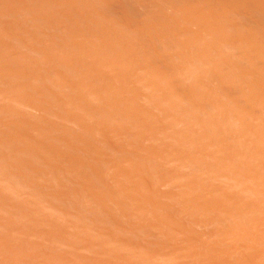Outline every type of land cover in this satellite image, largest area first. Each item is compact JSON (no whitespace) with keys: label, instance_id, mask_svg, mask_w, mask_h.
Returning a JSON list of instances; mask_svg holds the SVG:
<instances>
[{"label":"rangeland","instance_id":"rangeland-1","mask_svg":"<svg viewBox=\"0 0 264 264\" xmlns=\"http://www.w3.org/2000/svg\"><path fill=\"white\" fill-rule=\"evenodd\" d=\"M132 1H134V2H132ZM169 1L170 0H164L163 2H162V0H113V1L112 0H0V72H1L0 73V111H1L0 112V264H115V263L116 264H136V263L138 264V262H139V264H147L148 259L150 260V262L148 260L149 264L150 263L151 264H166L167 260L162 259V258H166V257H167V259H169L168 261H170L169 264H171V262H172V264H176V262L178 264H190L191 262H192V264H197L196 262H198V264H200V262H201V264H203L201 261L203 259H204L203 260L204 264H212V263H214V264H243L244 263L243 260L241 259V256L238 254L239 252H242V251H240L241 249L239 250L241 245L237 244V239L235 240V237L230 234V231L231 232L235 231V230H233V227H232L235 224L236 225L234 226V228L236 229V231H238L239 227L243 226L246 222L251 221V219H253L254 217L255 218L253 220H258L261 222V224L264 225V218L258 214H257V216L255 215L256 213H254V211H253L254 208L252 207V205L250 206L248 204L249 205V207H248L246 205L247 203L245 202V200L242 199V197H239L240 195L238 197L236 195H234V193L236 194L235 190L238 188H241V190H244L243 191L244 193H246L245 190L247 191L246 194H247V196H249L248 198L252 197L251 198L252 200H255V201L259 200L260 201V202L258 201L259 204L264 205L263 201L261 200L262 197L258 196L259 194L257 195L258 192H256L253 189H249V188H251V186H249L248 184H246L247 187L244 186L245 181H244V179L243 180L241 179L243 177H241V175L236 170V169H238L237 168L238 166L244 165L242 167L240 166L239 168H242L245 172L246 171L251 172V170H254V167L252 165L253 163L248 161L249 162V164H248L247 160L245 159L246 160L245 161L240 156H238L236 158L237 155L236 154L234 155V153L232 152L234 150L235 146L241 144V143L238 144L237 143L238 138L234 139V137H238V134H240V132H242V130L238 133L237 131H239L238 128H240V125H238V124L235 125L234 122L230 121L231 119L226 118V117L230 116V113L229 114L226 113V115H227L226 116L225 113H223V112H225V111L227 112L229 110H227L225 108V111H222V110H224V108L222 106L221 107L218 106L219 105L217 103L218 100L215 101L217 103L218 107L215 106L216 105L215 102L212 105L214 108H216L217 110L222 112L223 115L218 114V112L216 110H214L212 108V106H211V108L214 111H216L215 113L211 112L212 109L210 110V107L208 109L211 113V115H210L211 117L215 118L217 116V118H218V116H220L222 119L224 116L225 119L224 118H223L224 120L222 119L223 122H225L227 120L226 122H230V123H228V125L231 123H234L233 125L232 124L229 125V127L232 126V128L230 127L231 128L230 129V128H227L228 125L225 122L227 125V127H226L227 129L232 130L233 126L235 128V129H233L234 130L233 133H232L233 130L232 131L227 130L231 133L230 136H229V134H230L229 132L222 131L221 127H217L216 125L208 122L210 119L209 118L210 116H207V114H209V113H206V111H207L206 107H203L204 109H206V111H204L203 108H201L203 111H201L200 108L199 109L196 108L198 105L202 107L203 103L199 102V104H197V105L195 104L196 107L194 106V103L197 101L194 99L196 97V96L194 97L195 92L192 95V92H193L192 89L193 88L196 89V87H194V85L197 82L199 83V81L196 80L197 82L195 81V84H194L193 83L194 80H192L193 82L191 80L187 81L188 78H186V77H184V79H183L182 72H181L182 76H178V79H179V77L182 78L183 80L186 79L185 80L186 82H183V80L179 79V81H182L183 83L178 82L177 77H176L177 75L173 74L176 79L172 76V71L168 74V75L171 74L170 76H172V77L167 76V74H166L167 71H170V69H172V68L169 66L168 70H167V68H166L167 66H164L167 64H163V62H162L164 59H165L164 62H166V59H167V61H169V62H166V63H168V64L171 63L174 67H177L178 63L181 64V65L178 64L180 67L185 65V63H186V59L180 58L178 56V54H179L178 52H176L177 54L173 53L174 55L169 53V52H174V49H175V47H173V45H175V42L172 44V41H175V40L177 41L179 38L177 39V37H175V35L169 29H167L168 25H172L177 32L176 28H178V27L175 28V26L177 24L176 22L178 20H180L179 18L182 17L180 20V24H178V25H181L180 27H182L183 25L185 27V25H187L185 27L186 30L184 29L185 31L180 30L181 32H184L185 36H186L187 31L188 30L191 31V29L194 28V26H192V25L197 24L196 22H194V24H193V20H191L192 22L189 21V13L190 12L188 13V17H187L185 12L183 13L182 10H180L182 8L181 5H183V8H182L183 11L185 10L184 6L186 5V0H184L185 3L184 2L182 3L183 0L182 1L178 0V3L176 1L178 6H175V4H173L174 0H173V3L171 2L172 0L170 1L171 4H173L174 6H172V5L169 6V4H168V3H170ZM189 1L191 2V0H189ZM213 1H215V0H213ZM256 1L258 2L260 0H256ZM262 1L263 0H261L260 2H262ZM179 2H181L182 4L181 3L179 4ZM190 2H188V0H187V3H190ZM194 2H195V0H194ZM194 2L192 0V2L189 5L192 4L191 8H193L194 5L196 7L198 6V9L194 6L193 10L196 9L197 10V12L195 11L196 13H200V15L202 14V16L204 15V20H206V21L211 20L212 17H217L220 20V16L224 17V18H222V20H220V21H224L222 23L227 24V23H231L233 21L231 19V15H229V17H228V14L230 13L229 10L231 8L230 4H220V7H219V5L215 1L214 4L212 3V5L211 4L210 5H211V7H214L215 4H217L218 8L217 7L216 8L218 10L216 9V12H215V10L214 11L211 10V11H209V13H207L208 11L207 10L205 11L204 9L208 7V10H210L209 9L210 7L208 5H207V7H205L203 5V8L205 7L203 9V8H201V6L204 3L200 2V4H197V3H199V1L198 2L196 1L195 3ZM242 5L243 4L239 5L241 7V9L239 6H237V10L238 9L241 10V11H239V10L237 11L238 14H239V12L241 13V15L239 16L241 23L239 24V26H237V28H236L237 30L234 29L237 32L235 31L236 32L235 33L231 27H230V29H228V26H225L227 28L226 30H228L231 35L236 36V37H238L240 35L242 36V34H243L242 28L244 30V27H246V26L247 27L245 28V30H247V31L250 30L249 31L250 33H248V34H252L253 31L256 34L259 33L260 30L262 32V28L260 26L261 24H258V23H260L259 21H261V23L264 22V20H263L264 19V10L262 9V8H264V1L262 3V6L260 3V6L258 5L256 7V12L253 11L255 14L252 12V10L254 8L247 6V5H244V7H243ZM86 6H88V7H86ZM173 7H174V9H172ZM188 8H189V11L192 10L190 8V6ZM258 8H260V9H258ZM36 9H38V10H36ZM92 9H94V10H92ZM169 9H170V11H168ZM179 10H180V12H178ZM193 10L191 12H193ZM50 11H52V12H50ZM203 11L205 13H207V15L204 14ZM54 12H55V14H54ZM71 12H72V14H71ZM186 12H188V10ZM242 12H243V14H242ZM183 14L186 15L185 17H187L188 20L186 18H184ZM226 14H227V17L225 18ZM251 14H252V16H251ZM253 14H254V16H253ZM164 15L166 18H167L166 15H168V20L164 17ZM154 17H156V18H154ZM170 17H173V19H171ZM249 18L251 20H249ZM164 19H166L167 21H164ZM182 19H183V21L185 20L188 23L185 24L186 22L184 23L182 21ZM152 20H153V22H151ZM247 20H248V22H251V23H249V26H248ZM256 20H257V22H256ZM154 22L156 24V25L154 24L155 29H156L155 34L153 32L154 30H152V29H154L153 28L154 25H152ZM163 22H165V23L162 24ZM181 22L183 25L181 24ZM189 22L192 23L191 26L189 25L190 24ZM94 23H95V25H94ZM136 23L141 24L143 26V28H142V26H141V28L139 26V28L142 30L138 31V29H137L138 24L136 26L135 25ZM145 23H146V25H145ZM130 24L131 25L133 24V25L130 26ZM244 24H247V25H244ZM148 25H149V27H147ZM188 25H189V27H188ZM250 25H251V29L249 28ZM253 25L256 27H254ZM257 25L260 27H258ZM134 26L137 27V28H135V30H136V32L138 31L140 36L138 33H137L138 34V36H137V34H135L136 32L132 31V30H134ZM157 26H158V28H156ZM130 27L132 29H130ZM191 27H193V28H191ZM257 27L261 28V29H257ZM69 29H71V30H69ZM146 29H148V30H146ZM166 29H167V31L168 30L169 31L164 32ZM255 29L257 32L255 31ZM73 30H74V32H73ZM129 30H130V32H128ZM194 30H195V28H194ZM70 31H72L75 36L74 35L72 36V32H70ZM145 31H146V34L144 35ZM68 32H70L71 34H68ZM149 32L153 33L154 36L152 34H149ZM129 33H131V35ZM179 33H178V37H180ZM244 33H245V35H248L247 32H244ZM126 34H127V36H126ZM163 34H164V36L166 34V36H167L166 40H165L164 36H163V38L160 37ZM256 34H254V35H256ZM112 35H113V39L110 40ZM118 35L120 37H118ZM187 36H189V35H187ZM114 37H115V39H114ZM85 38H87V40ZM88 38L94 39L96 41V43H95V41H94V43H95V45L97 44V46H94V44L93 45L91 44V49L87 48V50H86L83 47H85V46L89 47L90 44H88V42H86L89 40ZM108 38H110V39L106 42V40ZM123 38L125 39V41L123 40ZM172 38H174L175 40ZM185 38H187V37L183 36V39H185ZM189 38H190V36H189ZM161 39H163L164 42ZM183 39H181V40H183ZM217 39H219V37L218 38L210 37L207 39V42H208V40H210L209 43L216 44ZM120 40H121V42H120ZM129 40H131V41H129ZM152 40H155L156 42L152 41ZM181 40L179 39L178 41H181ZM187 40H183V42L184 41L186 42ZM84 41H85V43H84ZM91 41L93 43V40H91ZM91 41H89V43H91ZM150 41L152 43H150ZM165 41H167V43ZM108 42H110V43L108 44ZM141 42H142V44L144 42V45H142ZM161 42H162V44H161ZM177 42H176V44H177ZM183 42L181 41V44L184 45V47H186V46L190 47L191 46L188 43L189 41H187V43L189 45H187L186 43H183ZM86 43L88 45H86ZM164 43H166V44H164ZM185 44H186V46H185ZM111 45H113V47ZM76 46L78 48L80 47L78 50H76L78 53L76 51H74L75 49H77ZM153 46H155V47H153ZM96 47L98 50L96 49ZM163 47H165V48H163ZM172 47L174 49H172ZM189 47H187V48L189 49ZM192 47L193 46H191L190 49ZM69 48L71 49V51ZM81 48H82V50H81ZM115 48H116V50H115ZM138 48H139V50H141V51L143 50L144 52L139 51ZM157 48H159V49H157ZM198 48H195L194 51L197 50ZM220 48H222L220 51H221V54L223 57L224 56H230V55H227L230 53L229 49H227L223 45H221ZM163 49L165 51H167V49H168L169 52L166 53ZM171 49H172V51H171ZM190 49H189V51L191 53H193V50L192 49L190 50ZM48 50H50L51 52ZM88 50L89 51L91 50L90 53ZM145 50L147 51V53H145ZM151 50H154V51L152 52ZM83 51L84 52L88 51V54H90L88 56L89 59L84 58L86 56V54H84ZM95 51H97V52H95ZM111 51H113L114 53H111ZM116 51H117V53H116ZM199 51L197 52L198 54H200ZM59 52H60V54H59ZM67 52H68L69 56L72 57V54H74V56H75V58H74V56L72 57L73 58L72 59L73 66H72L71 62H68V63L66 62L67 61L66 59H68V58H66L67 56H65ZM74 52H76L77 55ZM63 53H65L64 56H62ZM81 53H83V54H81ZM94 53H96V54L99 53L100 55L97 54L98 55V57H97L96 54H94ZM150 53H152V56ZM231 53H232V51H231ZM49 54H51V56ZM79 54H81V56ZM111 54L112 55L114 54L113 55L114 58H112L113 56ZM168 54L172 55L174 57H171ZM147 55L150 57H148ZM49 56H50V58H46ZM165 56H167L170 59L165 58ZM207 56L210 59H212V58L215 59V57H217L215 53H213V54L208 53ZM133 57L137 59V60L135 59L136 62H139L136 64V67L133 63H131L133 61L135 62V60H133L134 59ZM152 57H153V59H151ZM163 57H164V59H162ZM101 58H102V61H100ZM172 58H174L173 61H172ZM48 59H49V61H48ZM126 59L129 60V62L127 61L128 62L127 67L129 66L127 69L131 68L130 65L133 64L132 66L134 67V69L133 68L132 69L134 71L139 70L138 68H140V67L142 68L143 65L146 66V64H148V63H149L148 65H150V64L152 65L154 63L153 60H156V64L154 63L156 66L152 65L153 67H150L151 65L150 66L147 65L148 70L147 69L146 70L148 72L150 69H152V71L151 70L150 71L155 75V77L157 76V74L160 75V76H157L156 78L159 80V83L161 84V86H160V84L158 86V84H157L158 82H155L150 77H148L149 78L148 79L147 74L145 76L146 78L144 77L142 71L145 70V68L143 67L144 69L143 68L140 69V71L142 73L140 71H138L139 73L136 71L137 74H135L133 72L134 75L132 74V69H131V71H130L131 74H129V75H132V80L134 82L130 79L131 76H127V79L130 77L129 79L131 80V82L133 84H135V82H137L139 79L143 78L142 80H139L140 84H138L139 81H138V83L135 84L136 86H137V84L139 85L138 87H139L140 92L137 90L138 89L137 87H135L137 89L133 88L134 87L133 84H132V88L130 87L131 84H130L129 80H128V84H130V85H127L128 89L129 88L135 89V91L137 90L140 93V95L138 93H135V91L133 92L131 89H129L130 91L127 90V88H126V82H127L126 80L127 79L125 77H123L125 79H122V78H118L120 76H115L114 73H116V70L118 68L117 69L115 68L114 69L115 71L111 70V68L113 67L112 65H114V67H115V63L117 66L122 65V64H126L127 62L124 61ZM179 59H180V62H179ZM229 59L230 58H228V60ZM58 60H60L61 62H59ZM70 60L71 59H69V61ZM74 60L76 62H74ZM183 61H185V62L182 65ZM84 62H85V64H84ZM120 62H122V63L120 64ZM123 62H126V63H123ZM70 63H71L72 68L69 70ZM92 63H93V65H92ZM97 63H99L100 65H98ZM129 63H131V64L129 65ZM50 65H51V67H50ZM77 65H79V66H77ZM88 66H89L88 69H89V71H91L92 74H90L89 71L88 72L85 71L83 74H81L82 70H80V69H83V67H84L87 70ZM90 66H92V67H90ZM161 66H162V69L166 68L165 73L159 71L161 69ZM196 66H197L196 68H202L203 64L196 63ZM78 67H80V69ZM121 67L125 71L126 66H124L125 68H123V66H121ZM64 68L68 71H66ZM182 68H184V66ZM122 69L120 68L119 70L121 71ZM225 69L227 70V67ZM165 70H163V71H165ZM13 71H14L15 75H14V73L12 74ZM27 71H28V73H27ZM52 71L54 72V74L52 73ZM62 71H64L65 73ZM227 71H229V68ZM20 72H21V74H20ZM30 72H32V74ZM128 72H129V70H128ZM147 72L144 71V73H147ZM238 72H239V75H240V73H241V75L243 74V72L245 73V71H243V72L238 71ZM238 72H237V74H238ZM51 73L53 74V77L48 76V74L52 75ZM104 73H106L105 76H107V75L109 76L110 74H112L113 77L114 76L117 77L119 83H118L117 79H115V78H114V80H116L117 82L114 81L112 76L110 78L113 80V83H112V81H110L111 79L110 80L103 79L104 80L103 81L102 78L105 77L103 75ZM6 74H8V75H6ZM120 74L123 76L124 73L122 74V71H121ZM127 74L128 73H125V75H127ZM139 74L142 75V78H141V75H139ZM162 74L165 76V78L167 77V80L161 76ZM231 74H234V73H231ZM27 75H28V77H30V79L31 78L32 79L36 78V79L30 80L27 77ZM54 75H56V76H54ZM81 75H82V77H81ZM224 75H225V73H224ZM226 75L229 76L230 75L229 72L226 73ZM99 76L102 77V78L101 77L100 78L103 81V83L99 79ZM133 76H134V78L135 77L136 78L134 79ZM228 76H226V77L228 78ZM55 77H56V79L58 77H60L61 79H64V82L63 81L62 82H63V84L66 83L67 87H68V84L72 83L69 85L70 88L71 87L76 88V87H78V85L79 86L82 85L81 88L82 87L83 88L81 89V92H82L81 94L83 95V93H84V96L79 94L80 93L79 87H78L79 88L78 90L75 88L74 89L71 88V90H70V88L69 89L65 88L66 85H64L65 89H63L62 87H58L59 86L58 84H60L62 86L61 82L57 81L58 79L59 80H61V79L58 78L56 80ZM89 77H91V78H89ZM161 77L166 81H164L163 79L160 80ZM244 77H246L245 74H244ZM137 78H138V80H137ZM144 78L146 79V81ZM239 78H240V76H239ZM79 79H81V80L79 81ZM120 79H121V81L122 80L125 81L122 83L123 84L125 83L124 84V88H125L124 91L125 92L128 91L127 94L125 93L126 97L123 96L124 91L121 94L120 92H118L121 90H119V89H118V91L116 90L117 88H119V87H117L118 86L117 83L120 86L122 84L120 82ZM168 79H169L170 83H172V84H168V83L167 84L170 85L172 87V89H174L173 90L174 92L172 94V90H170V92L167 91V94L169 92L172 95H175L174 93L176 92V94L179 95L177 97H176V95L173 96V97H175V99H177V100H175L177 105L176 104L172 105V103L174 102L172 95L168 94V95H171L170 97H172V101H173L172 103H170L168 101V99L170 97H168V99H167L166 95H165L166 91L162 90L163 88H165V90H169L165 86V85H167L165 82H167ZM189 79H191V78H189ZM202 79L204 80L205 78L202 77ZM202 79L200 80V82H202L200 84L204 85L206 83L205 84L206 86L202 85V87L206 90V93H208L207 92L208 89H206L207 86H209L208 87L209 90L211 89V87H213L212 90H217L218 87L220 86L218 81H216V84H215V80H212L211 78L206 77V80H204V81ZM65 80H66V82H65ZM76 80H78V81H76ZM96 80H98L99 83H98V81L96 82ZM162 80L164 81L165 85L162 84L163 82L162 83L160 82ZM72 81L76 82V83H73ZM77 82H79V83H77ZM80 82H82V83H80ZM94 82H96L97 84ZM189 82H191V83L189 84ZM203 82H205V83H203ZM179 83L182 84V86L180 84L181 87L184 86L183 88L185 90H187L186 93L187 92H188V94L191 93L190 97L184 96L185 98L184 97L180 98L181 95L183 96V94H181V93H184V91L181 92V88H178V87H180V86H177V84L179 85ZM186 83H188V86ZM50 84H51V87H50ZM112 84L115 86L117 85V86L115 87ZM123 84H122V86H123ZM192 84H194V85L192 86ZM52 85H54V87ZM108 85H109V87H108ZM110 85H111V87H110ZM201 85H200V88H201ZM221 85H225V87H226L227 84L221 83ZM112 86L115 88H113ZM175 86H177V88L180 89L179 91L181 93L180 92H178V93H180L181 95L177 93L178 89L176 90ZM186 86L188 88H190L192 92L189 91L190 89H188ZM99 87L100 88L102 87V90H104V89L108 90L107 92H106V90H104L106 93H108L107 96H109V93H111L110 94V96H111L116 91L115 93L116 94L120 93V96L123 99L121 100L120 99L121 97L118 98V96H116V94L114 93L115 95H112L111 98H113V96H114V99L117 98L118 100L115 99L116 100L115 101L113 99L112 102L110 101V103H109L108 99H107L108 100L107 101L106 99H103V97H101V96H104L106 94L104 91H103V95L102 94L99 95L102 92L101 90L100 91L98 90ZM161 87H162V89L160 90V92H158ZM220 87H219L220 91L218 90V92L215 91L213 93L214 94H218V93L221 94V93H223V89L225 91L227 89H230V91L229 90L226 91L227 93L229 92L228 96H227L228 98H231L233 101H235V99H238L239 100L238 102H240V99H242V100L244 99L243 96H242L243 98H239L240 97L239 95H241V93L238 94L239 92H238L237 88H235L233 86H232L233 88L231 87L232 89L227 88L229 86H227L226 88L225 87L223 88L222 86H220ZM59 88H60V90H59ZM56 89H58V90H56ZM120 89L123 90L122 87H120ZM204 89H202L203 91L200 89H197V91L199 90V92L202 91L201 93H198L196 90H194V91H196L198 94H202L204 92ZM95 90H96V92H95ZM152 90L153 91L155 90V92H153ZM162 91H164V92H162ZM36 92H37V94H36ZM76 92L78 93V97L80 99H78V97H77V99L76 98L74 99V97L77 96ZM93 92H95V93L100 92V93L95 95V93H93ZM211 92H209L210 97L212 95ZM226 92L223 94L227 95ZM141 93H143L144 95L146 94L145 97L146 96L147 97L145 98L143 96V94H141ZM154 93L155 94L157 93V94L155 95ZM161 93H164V96ZM206 93L203 94V97H207ZM209 93H208V96H209ZM34 94H35V96H34ZM89 94L95 95V96L91 95V97H93V99L90 98L91 101L89 99V97H90ZM148 94H150V95L154 94L155 96H157V99H156V97L152 96V98L154 97L155 100H158L160 97H161L160 99L165 97L163 99L164 100L167 99V100H165L164 102H160L163 105H159L160 103L156 102L154 100V98L151 99V96L149 97V99H147L149 96ZM214 94L212 96H214ZM158 95L159 96L161 95V96L159 97ZM96 96H98V97H96ZM136 96H137V98H136ZM142 96L145 98V100L147 99L146 100L147 103L148 102H150V103L147 104V103H145L144 100H141V99H144ZM192 96H193V100L191 101ZM128 97H129V99H128ZM139 97H142V98H140V101H138ZM29 98H32V99H29ZM68 98H70L71 100ZM81 98H83V100ZM86 98H88L89 100ZM104 98H106V96ZM21 99L23 101H21ZM43 99H45V101H48V103L47 102L45 103ZM85 99H86V102H88V104L86 103L85 106L86 107L88 105L90 106V107H88V108H90V109H88V110H90L89 112L93 111L95 113L94 114L92 112L93 116L91 115V113H88V116L90 115L92 118L89 123H88L89 120L88 121H86V120H87V118L89 119L90 117L87 116V112H86V114L83 112V111H85L84 109H87V108L81 107L82 106L81 100L84 102ZM160 99L158 101H160ZM196 99H198V98L196 97ZM207 99H208V97H207ZM211 99H212V97H211ZM75 100H77V101L80 100L79 103L75 102V104H77V105L79 104L78 107H75L77 105L73 106L74 104H72ZM104 100H106V104L110 105L111 107H112V104H114V107H112V109H111V108H109L110 106L107 105L108 106V108H107ZM125 100L127 102H129V101L130 102L127 104L125 102ZM136 100H137V102H136ZM151 100H154V101H152V103H151ZM194 100H195V102L193 103ZM215 100H216V97H215ZM26 101L28 104L26 103ZM41 101L45 104L38 103ZM59 101H63L62 104L59 103ZM67 101H68V105L70 103L73 107L71 105H69L67 107ZM89 101H90V103H89ZM198 101H199V99H198ZM236 101H235V103H236ZM2 102H4V103H2ZM141 102H142V104L140 105ZM185 102H187L189 106L190 105L192 106V103H193L194 107L192 106V109H190L191 107L190 108H189V106L187 107V104ZM242 102L240 103L241 105H242ZM29 103L31 104V106H32L31 108L33 110L27 108V106L29 107V105H30ZM84 103H83V105H84ZM135 103H136V105H138L137 107L140 108V106H141L144 108L145 112L148 111L149 113L146 112L148 114L144 115V112H143L142 113L143 115H141V113L139 111H141L142 108L140 110L138 108H136L137 109L136 110L135 109V106H136ZM157 103H159V104L156 105ZM164 103L168 107H171V105H172L171 108L173 109V113H172V109L171 108L168 109V107L165 106ZM65 104H66V106L61 107ZM80 104H81V106H80ZM122 104L125 106V108L127 107V109H125ZM240 104H239V106H240ZM184 105H186V106H184ZM244 105H243V107H244ZM155 106H158L160 109H162L161 110L162 112L160 111L159 108H156ZM65 107H67V108H65ZM69 107H70V110H73V111L65 110V109H69ZM184 107H185L186 111L184 110ZM219 107L221 110L218 109ZM240 107H242V106H240ZM56 108L57 109L60 108V110L64 108L63 109L64 112H62L63 110H61V111L57 110L56 111ZM49 109H51V110H49ZM107 109H111V110L114 109L116 111L115 113H117V115H118V120L121 121V119H123L122 124H124V125H120L119 123H121V122H119L117 119L116 120L119 122L118 124L117 123L115 124V121H111L113 119V118H111L112 116L114 118L117 116H116V114H115V116H114V114L113 115L111 114L112 115L111 116L109 114V112H111V110L107 111ZM163 109H164V111H163ZM165 109H166V111H165ZM167 109L169 112L174 114L173 116L176 119H173V117H169L168 119L164 118L165 115L167 117V115L170 116V114H171V113L169 114ZM195 109H197V110H195ZM88 110H86V111H88ZM125 110H126V113H125ZM129 110H130V112H129ZM133 110L137 111V112H134ZM176 110H177V112H175ZM192 110H194V112ZM258 110H260V109H258ZM123 111H124V115L125 114L128 115L127 118H126V116L121 117V115H123V114H121ZM127 111L130 114H127L128 113ZM188 111L189 112L191 111V114L193 116ZM196 111H198L196 113L197 115L194 114ZM67 112H70V113H67ZM200 112H202V113H200ZM204 112H205V115L203 114ZM111 113H114V111ZM137 113H140V114L137 115ZM184 113L187 115L188 119L191 120V123H190V120H188V121L186 120L187 119L186 116H185L186 121L185 120L183 121V114ZM66 114H67V118L70 119L71 121L74 118L75 119L73 121H75L77 118L80 120L77 119L78 121L77 120H76L77 122L75 121L76 125H75V123L73 124L70 120H67V118H66L67 121H64L63 118L66 117L65 116ZM188 114H190V116ZM260 114H261V112H260ZM31 115L36 119H38L37 117H40L42 122L40 121V119H38V120H34V118L31 119L32 118ZM69 115L72 117L74 116V117L71 119L69 117ZM85 115L87 117H85ZM106 115H107V118H106ZM140 115L142 117L148 115V117H147L148 122H147V120L145 122V119L142 120V117ZM214 115H216V116H214ZM99 116L101 117V119ZM119 116L121 118H119ZM135 116H136V118H134ZM194 116H196V117H194ZM205 116L208 117L209 119L207 120L205 118ZM138 117L140 118V120H139L140 123L137 121ZM220 117H219V120H220ZM250 117H252V116H250ZM124 118H126V120H124ZM170 118L174 122H171ZM195 118H196V121H195ZM202 118L203 119L205 118V120H207V122L205 120H202ZM134 119H136V121L138 123H136V121ZM199 119L202 121H200ZM249 119L250 118L248 117V120ZM253 119H254V117L250 119L251 126L253 123ZM165 120H166V123H165ZM68 121H70V123H68ZM104 121L105 122L107 121V122L105 123ZM123 121H125V122H123ZM142 121H144L145 123ZM192 121L194 122V124ZM195 122H196V124H195ZM91 123H92V125H91ZM133 123H134V126H132ZM96 124L99 126L101 125L100 126L101 128L99 126L95 127ZM103 124H105V125H103ZM138 124L140 125V127ZM143 124H144V127H143ZM160 124L162 127H160ZM203 124H207V126H209V127H205L206 125H203ZM208 124H210V125H208ZM83 125L86 126V128L82 129L81 127ZM114 125H116V126H114ZM118 125H120V127H119L120 129L118 128V130H117L118 133H117L116 128ZM156 125L160 128H158ZM200 125H203V126H200ZM211 125H213L215 128ZM254 125L255 124H253L252 128L256 129V126L254 127ZM110 126L113 128H111ZM122 126L125 127L124 128L125 131H123L124 129ZM197 126H198V128H197ZM102 127H103V129H102ZM190 127H191V129H190ZM80 128H81L82 132L86 131L89 133V134L86 133V134H88L89 138H92V137L94 138V140H93V138L92 139L88 138V141L92 140V143L88 142L87 139H85L86 137H84L83 139L81 138L85 134L80 132L81 131ZM104 128H105V130H104ZM114 128H115V130H114ZM144 128H145V130H143ZM205 128H207V130H203ZM28 129H29V131H28ZM61 129H62V131H61ZM137 129H139V131H136ZM159 129H161V130H159ZM215 129H217L216 132H215ZM236 129H238V130L236 131ZM58 130H60V131H58ZM146 130H148V131H146ZM196 130H198V132ZM57 131L61 132V133H58ZM113 131L117 134L115 135V133H113ZM145 131L147 132V134L150 133L149 137H148V135L146 137L142 136V134ZM160 131H163L162 132L163 135L165 134L163 137L168 138V139H166L167 144H166L165 140L164 141L160 140V138H159ZM199 131H201V132H199ZM135 132H137V133H135ZM146 132L143 135H146ZM225 132L228 133V135L227 134L225 135ZM235 132H237L238 134ZM158 133H159V135H157ZM162 133H161V135H162ZM56 134H58V135H56ZM82 134H84V135H82ZM220 134H223V135H220ZM233 134H235V135L237 134V136H234ZM93 135H95V136H93ZM151 135H153V136L151 137ZM184 135H185V137H184ZM206 135H207V137H206ZM228 136H229V138H228ZM240 136L241 135H239V137ZM215 137H217V138H215ZM243 137H244V134H243ZM256 137L257 136H255V139H258V137L257 138ZM171 138H172V140H171ZM187 138H189V139H187ZM194 138H196V141ZM250 138L254 139V137H251V136H250ZM128 139H130V140H128ZM197 139L199 141H201L202 144L208 146V148L206 146H203L201 143H198L199 141ZM205 139H207V141ZM232 139L237 140L235 143L237 145H235L233 143L234 141ZM241 139H243V138H241ZM244 139L246 140V138H244ZM252 139L249 140V137H247V141L249 140L250 142H252ZM83 140H85V141H83ZM225 140H227V141H225ZM229 140L232 142H230ZM190 141H192V142H190ZM217 141H218V143H217ZM223 141H225V142H223ZM241 141H243V140H241ZM256 141L257 140H254L253 142H256ZM116 142H118V144H116ZM206 142H208V143H206ZM226 142L228 143V145H226L227 144ZM81 143H83L84 145ZM103 143H104V145H102ZM196 143H197V145H196ZM223 143H225V144H223ZM257 143L258 144L262 143V145L264 144V142L260 138H259L258 142L254 143V144H257ZM164 144L167 145L168 147L165 146ZM232 144H234L233 148H231L233 146ZM141 146H142V148H141ZM105 147H107V149ZM115 147H118V148L115 149ZM193 147H195V148H193ZM103 148H105L106 150ZM216 149H217V153H215ZM226 149L228 150V152ZM241 149L244 151H245V149H248L250 151V153L247 151V154L249 153V155H248L249 159H253L254 162H256V161L261 162V160H262V163L264 165V157L261 158L262 156L257 155L254 150L252 152L251 151L252 148L250 149V147L249 148L247 147L245 149H243V148H241ZM186 150H188V151H186ZM202 150H203V152H201ZM218 150L220 151V154H219ZM222 150L223 151L226 150L227 155L224 154L225 152H222ZM128 151L131 153L128 154L129 153ZM59 152H61V153H59ZM142 152L144 154L140 155V154H142ZM148 152L149 153H157L158 155H160V157L158 159H155V160L152 159L154 161L153 162L151 159H149L148 156H150L151 154L148 155ZM183 152H185L186 154ZM251 152L255 153V154H252ZM175 153H177V154H175ZM200 153L202 155V156L200 155L201 157L199 156ZM202 153H204V154H202ZM250 154H251V158H250ZM58 155H59V158H58ZM129 155L130 156L133 155V156L129 157ZM134 155L137 156L138 158L135 157ZM145 155H146V157H145ZM194 155H197L198 157H195ZM223 155H224V159H223ZM225 155H226V157H225ZM253 155H256V157H254ZM214 156L216 158H214ZM74 157H75V159H74ZM108 157L109 158L111 157V159H109ZM113 157H115L116 159ZM217 157H218V160H217ZM122 158H124L125 160ZM212 158H213V160H212ZM238 158H239L240 162L237 161ZM240 158L242 160H240ZM59 159H60V161H59ZM88 159L90 161H86ZM74 160H77V161H74ZM117 160H119V161H117ZM132 160H133V162H132ZM136 160H138L139 162ZM173 160H176L177 162L176 161L174 162ZM71 161H74V162H71ZM125 161L127 163H125ZM134 161H136V162H134ZM207 161L209 162L208 165H207V163H208ZM221 161H223L224 163L226 161H228L229 163L226 162L225 164L226 165L228 164V166L233 168L232 169L233 171L231 170V168L229 170L223 168L224 163L222 165ZM75 162H77V164H74ZM95 162H96V164H95ZM117 162L119 164H117ZM173 162L176 164H172ZM204 162H205V164H204ZM78 163L81 164L80 166L83 167V170L87 169V171L86 170L84 171V172H86V174H85L86 178L84 177V174L82 172L83 170H80L82 172V173L81 172L79 173V174H81V176L77 172L78 169H80L82 167H78V169H75L77 166H79ZM196 163H198V164H196ZM72 164L77 165V166H73ZM124 164L128 165L129 167L127 166V168L125 169ZM129 164H132V165H129ZM139 165L141 167L144 165L142 167L143 169ZM171 165H173L174 167H175V165H178V166H176L174 168ZM205 165H207V166H205ZM209 165H210V167L208 168ZM86 166H88V167H86ZM111 166H112V168H111ZM123 166H124V168H123ZM132 166L138 167L141 170V173L145 177H147V178L143 177L146 181H144V180L141 181V182H145L147 187L145 185H143V183L140 184L141 182L137 181L138 179L132 178V177L136 176V175L134 176V174L136 173V170L134 171V169H133L132 173L130 172V170H132ZM245 166H246V168H245ZM136 167H134V168H136ZM250 167H253V169H250ZM129 168H131V169L129 170ZM170 168H171V170H170ZM172 168H174V169H172ZM212 168L215 170H212ZM216 168L219 171L218 170L216 171ZM220 168H223V171ZM245 169H247V170H245ZM119 170L120 171L122 170V171L119 172ZM89 171L91 174H89ZM126 171L128 173H126ZM111 173H113V174H111ZM121 173H122V176H121ZM129 173H131V175ZM207 173H209V174H207ZM212 173H214V174H212ZM88 174H89V176H88ZM147 174H148V176H147ZM176 174H178V175H176ZM86 175L90 178L93 176L91 179L89 178L90 181H92L91 183H93V184H91L90 181L87 180L88 177ZM124 175H126L129 179L127 180L126 179L127 177ZM94 177H96V178H94ZM130 177L133 179L132 181H131ZM115 178H117V179L115 180ZM189 178L192 180H190ZM225 178H227V179H225ZM233 178L235 181L233 180ZM175 179H176V181H175ZM179 179H180V181H179ZM230 179L235 184H233V182H230L231 181ZM155 180H157V181H155ZM172 180H174V181H172ZM207 180L209 182H211L212 184L213 183L218 184V186H216V187H218L220 189V191L223 190V192H226V194L222 193V192L221 193H214L213 192V194H211L212 191L209 190L210 188H208L207 185H205ZM223 180L226 182H224ZM186 181H187V183H185ZM190 181L192 182V185L194 184V186H192L193 189L195 188V190H196V188H197L196 193H195V190L192 189V187L191 188L187 187L188 182H189V185L191 184ZM203 181H204V183H202ZM87 182H89V183H87ZM228 182L230 183V185L227 184ZM231 183L233 184V187L236 186V187H234V188H236L235 190L231 188L232 187ZM241 183H243V184H241ZM227 185H229V186H227ZM144 186L146 187V189L144 188ZM220 186L221 187L224 186V187H222V189H221ZM237 186H238V188H237ZM243 186H244V189H243ZM229 187L231 188L230 189L231 192L228 191ZM116 188H118L120 191L117 190ZM143 188H144V190H143ZM198 188H200L199 189L200 191L198 190ZM188 189H189V191H188ZM190 189L193 190V192ZM113 190L115 191V193L116 192L120 193L119 195H118V193H116L115 196H117V198L115 196L112 197L111 194H113V192H114ZM121 190L124 192V194ZM240 191L238 190V192H239L238 194L242 193V191L241 192ZM248 191L249 192L253 191L254 193H256V197L257 196L259 197L258 200L256 197L253 196V195H255L254 193L250 194L251 192L249 193ZM125 193H126V197H124ZM149 193H151V194H149ZM197 193L203 195V197L201 196V198H202V201L205 202V203L203 202L204 207L201 206L200 204L196 205L192 202L193 200L191 198L196 197L198 195ZM207 193H208V195H207ZM230 193H231V195H229ZM130 194H132V195L130 196ZM184 194H185V196H184ZM186 194H187V197H186ZM193 194H194V196H193ZM195 194H197V195H195ZM204 194H206V195H204ZM214 194H216V195H214ZM82 195L85 196L86 198L84 197V199H82L81 198ZM188 195H190V196L188 197ZM127 196H128V199H127ZM198 196H200V195H198ZM217 196H219L218 198H220L221 201L223 198H225L227 200L229 198L230 202L227 200L224 201L225 199H223V201L220 203L219 200H217V198H216ZM108 197H109V199H108ZM185 197L187 199H189V201L192 203L186 202L187 199H185ZM180 199H181V201L183 200L186 203L179 201ZM241 199H242V201H240ZM127 200H128V202H127ZM236 200H238L240 202L239 206H241V207H243L244 204L246 203L245 206H247V207H243L242 209L246 211L249 208L248 211H246V214H247V212H249V214H252L250 216L251 219L249 217V214L247 215V218H249V221H247L248 220L247 218H241V217L238 218L237 216L234 217L235 215H233L234 214L233 212H234L235 208H234V210H232V208L235 207L237 203H239ZM263 200H264V198H263ZM109 201H112V202L116 201V202H113L114 203L113 204L112 202H109ZM177 201H178V203H174ZM216 202H217V204H215ZM133 203H135V204H133ZM179 203H182V204H179ZM218 203L221 205L220 207H223V208L225 205L228 204L227 205V207H228L230 204V208H231L230 210L233 213L232 216L228 215L229 214L228 208H227L228 212H226L225 209L223 210L227 214L222 213V212H221V214H220V212L216 213L217 211L215 209H217L219 207V206L218 207L216 206V205H219ZM241 203H242V205H241ZM186 204H187V208H186ZM205 204L212 207L211 209H214V208L215 209L212 210V212L207 211ZM193 205L195 208L196 207L197 208L195 209L193 207ZM213 205H214V208H213ZM147 206H148V209H146L145 210L146 212H145L144 209ZM143 207H144V209H143ZM183 207H184V209H183ZM236 207H238V206H236ZM262 207H264V206H262ZM201 208L204 211L200 210ZM238 208H240V207H238ZM192 209L195 211H193ZM181 211H183V213H181ZM214 211H216V212H214ZM154 212H156V213H154ZM136 213H138V214H136ZM184 213H186V214L183 216ZM227 215L232 217V218L228 217ZM207 216H210V219H208L209 217L207 218ZM220 216H222L224 219H220V218H222ZM225 218H230V219L227 221ZM203 219H206L207 221L203 220ZM232 219H234V220H232ZM244 219H246V222ZM209 220H210V222H209ZM193 221L196 223H194ZM232 221L234 222V224H232L233 223ZM201 222H203V223H201ZM211 222H213V223L210 224ZM223 222H224V224H223ZM220 224H221V226H220ZM248 224L246 223V225H248ZM246 225L243 226L245 229L250 224L248 226H246ZM250 226L247 228V230L250 228L247 232L249 235H251L252 239L253 238L255 240L258 239V241L257 240L256 241L258 242L259 245L255 241V244H257V245H255V247L256 246L259 247L261 244L260 243L261 241L259 240V239H261L259 236V233L255 228L253 229L252 225H250ZM244 228H242V229H244ZM176 229H178V230H176ZM208 229H209V231H208ZM212 229L214 230V236H213ZM218 230H219V232H218ZM222 231H223V233H222ZM239 231H241V230H239ZM217 232H218V234H217V236H215L216 235L215 233H217ZM244 232H246V230ZM177 233H179V234H177ZM224 233H225V235H224ZM210 235H212V236H210ZM256 236L257 237L259 236V237L257 238ZM223 238H224V240L226 239L225 243L223 241ZM232 238H233V241L231 240ZM107 239L109 242L107 241ZM110 240L114 243L113 244L110 243ZM220 240H222V242ZM234 240H235V243H234ZM106 242L109 243L110 246H108L109 244L107 245ZM118 242H120V243H118ZM231 242H233V244H231ZM222 243H223V245L227 244L225 246L227 248L229 247L228 244L229 245L231 244L232 252H231V248H229L230 252L229 251L226 252L227 248L225 251L224 246H222V245L219 246V244H222ZM111 244H112V247H111ZM121 244L123 245L122 247L125 250L122 247L120 248ZM215 244L217 246H215ZM235 244L237 246H235ZM85 245H86V247H85ZM114 245L116 247L113 248ZM233 245H234V247H233ZM218 246L219 247L222 246V250H224L225 252L224 251L221 252L222 250L220 251L219 249H221V248H219ZM132 247L134 248L133 250L135 251L134 255L132 254V253H134L133 250H129L130 248L132 249ZM255 247H250V248L243 250V252L246 253L247 257L249 258V260L252 263L255 262V260L257 262L258 260L261 261L262 259H264L263 258L264 254H261V252L263 251L262 248L264 246L261 245L262 248L259 247L257 249ZM236 248H238L239 252L237 251ZM251 248L253 249V251ZM254 248H255V250H254ZM128 250H129V252H128ZM215 250H217V251H215ZM126 251H127V253H126ZM144 251H145V253H144ZM235 251H237V252H235ZM184 252H185V254H184ZM250 252L252 254H250ZM233 253H234V255L237 254L238 256L237 255L233 256ZM253 253H257L256 255H258V256L256 257V255ZM216 254H217V256H216ZM224 254L227 256H225ZM259 255L262 256V257H260V259H258ZM220 256H222V257H220ZM250 256H251V259H250ZM142 257H143V259H142ZM188 257H189V259H188ZM201 257H202V259H201ZM223 257H225L224 260H223ZM234 257H237V258H234ZM146 258H147V260H146ZM214 260L216 262H214ZM144 261H146V263ZM220 262H222V263H220ZM256 262H255V264H256ZM257 263H259V262H257Z\"/></svg>","mask_w":264,"mask_h":264},{"label":"bare ground","instance_id":"bare-ground-1","mask_svg":"<svg viewBox=\"0 0 264 264\" xmlns=\"http://www.w3.org/2000/svg\"><path fill=\"white\" fill-rule=\"evenodd\" d=\"M112 1H113V0H112ZM163 1H164V0H162V2H163ZM170 1H171V0H170ZM170 1H169V2H170ZM176 1H177V3H178V0H174V3H173V0H172L171 2H172L173 4H175V6H178V4L176 3ZM181 1H182V0H181ZM196 1H197V2L199 1V3H197V4H200V2L204 3V4H202L201 8H203V5H204L205 7H207V5L210 7V8H209L210 10H208V7H207V8L204 7L205 9L203 8L205 11H206V10L208 11L207 13H209V11H211V10H212V11L215 10V12H216V9L218 8V7H217V4L219 5V7H220V4H230V7H231V8L229 7V8H230V10H229L230 13L228 14V17H229V15H231V19L233 20V21L231 22L232 24H231V23H227V24H226V23H222V22H224V21H220V20H222V18H224V17H222V16H220V20H219L217 17H212L211 20H207V21L204 20V15L202 16V14L200 15V13H196V12H197L196 9L193 10V8H194L195 5L193 6V8H191L192 4L189 5V4L192 2V0H191V2L188 0V2H190V3H187V0H186V5L184 6V9H185L186 11L188 10V12H186L185 10L183 11V9H182V8H183V5H181L182 8H181L180 10H182L183 13L185 12V14L187 15V17H188V13L190 12V13H189V21L193 20V24H194V22H196V23L198 24V25H197V24L195 23L196 25H192V23H191L192 21L189 22V23H190L189 25H190V26L192 25V26H194V28H195V30H194V28L191 27V28H193V29H191V31H189V30L187 31V35H189L190 38H189V36H187V35L185 36V33H184V32H181V31H185V30H186L185 27H186L187 25H185V27H184V25L182 24V22H181V24L183 25L182 27H180L181 25H178V24H180V20H181L182 17L179 18L180 20H178V21L176 22L177 24H176L175 28H176V27L179 28V29L176 28V29H177V32H176V30L174 29V27H173L172 25H168L167 29H169V30L175 35V37H177V39L179 38V39L181 40V39H183V36H184V37H187V38H185V39H183V40H187V39H188V40H187V41H189L188 43H189L191 46L194 47V48H193V47L191 48V49L193 50V53H191V52L189 51V49H190L191 46H190V47H189V46H186V44L189 45V44L187 43V41H186V42H185V41L183 42V40H181L183 43H186V44H185L186 47H184V45L181 44V41H178L179 39L177 40V41H178V42H177L174 38H172V39L175 40V41H172V44L175 42V45H176V46L173 45V47H175V49L172 47V49H174V52H169L168 49H167V51H165L164 49H163V50H164L166 53L169 52V53H171V54L178 52V53L180 54V55L178 54V56H179L180 58H182V59H186V63H185V65H186L187 67H186L185 65H183L185 61H183V63L181 62L182 65L184 66V68H182L183 66L180 67L179 65H181V64H179V63H178L179 65L176 63V64H177V67H174L171 63H170L171 65L168 64V63H166V62H169V61H167V59H166V62H164L165 59H164V57H163L162 59H164V60H163L162 62H163V64H167V65H164V66H167V67H166L167 70H168V67H169V66L172 68V69H170V71H167L166 74H167V76H169V77H172V76L174 77V75H177L176 77H177L178 82H182V81H179V79H180V80H183L184 77L188 78L187 81H189V80H191V81L194 80V82L192 81L194 84H195V81H196V80L199 81V83L196 81V82H197V83L195 84L196 86H195L194 84H192V86L194 85V87H196V89H194V88L192 89L193 92L191 91L190 88L187 87V86H188V83H186V84H187L186 87H187L188 89H190L189 91L192 92V95H193V93L195 92L194 97L196 96V97L199 99V101H198V99H196V97L194 98V99L197 101V102H195V100L193 101V103L195 102V103H194V106L196 107V105L199 104V102H200V103H203V104H202V105H203L202 107L198 105L196 108H197V109L200 108V110L203 111L201 108L206 107V109H207L208 112L206 111V109H204V108H203V109H204V111H206V113H209V114H207V116H210V115H211L210 111L208 110L209 107H210V110L213 108L214 110H216V111L218 112V114H222V112H220L219 110H217L216 108H214L213 105H212V104H213L215 101H217V100H218L217 103L219 104L218 106H220V107L222 106V107L224 108V110H222V111H225V108H226L227 110H229V111H227V112H226V111L223 112V113H225V115H226V113H228V114L230 113V116H229V117H226V118L231 119L230 121H231V122H234L235 125H237V124L240 125V128H241V129L238 128L239 131H237L238 129H236V131H237L238 133L242 130V132H240V134H238L237 132H235V133L238 134V137H234V139H235V138H238V139H237L238 141L232 139V140L234 141L233 143L235 144L236 141H237L238 144H240V143H241V144H240V145L235 144V145H237V146H235V148H234V150H233L232 152L234 153V155H235V154L237 155L236 158H237L238 156H240V157H242V159H244V160L246 159L248 164H249V162L253 163L252 165H253V167H254V170H251V172H248V171L245 172L242 168H239L240 166L242 167V166H244V165H240V166H238V167L236 166V167L238 168V169H236V170H237L238 173L241 175V177H243V178H241V179H242V180L244 179V181H245V182H244V184H245L244 186H246V184H248L249 186H251V188H249V189H253V190H255L256 192H258L257 195L259 194L258 196L262 197L261 200H262L263 203H264V200H263V198H264V173H263V172H264V171H263V170H264V165H263V163H262V160H261V162L259 161V162H260V163H259V162H257V161L254 162L253 159H249V156H248V155H249L250 151H249L248 149H245V148H247V147H248V148L250 147V149L252 148V149H251L252 152H253V150H254V151L256 152L257 155L262 156L261 158L264 157V144H263V145H262V143H261V144H258V143H257V144H254V143L258 142L259 138L264 142V22L261 23V21H259L260 23H258V24H261L260 26H261V28H262V32H261V30H260L259 33L256 34V33H254V31H253V32L251 31L253 35H252V34H248V33H250V32H249L250 30H249V31L245 30V28L247 27V26H246V27H244V30H243V28H242V31H243V34H244V35L241 33L242 36L240 35V36H238V37L231 35L230 32H229L228 30H226L227 28L225 27V26H228V29H230V27H231L232 30H234V29H236L237 26H239V24L241 23V20H240V17H239V16L241 15V13L239 12V14H238L237 11H238L239 9L237 10V6H239L240 4H243V5H242L243 7H244V5H247V6H250V7H252V8L255 9V10L253 9L252 12H253V11L256 12V7H257L258 5L260 6V3H261V6H262V3H263L264 0H263L262 2H260L261 0L258 1L259 3H258L256 0H215L217 4H215V6L213 5L214 7H211L212 3L214 4V2H215V1H213V0H211V1H210V0H195V2H196ZM212 1H213V2H212ZM89 2H90V1H89ZM132 2H134V1H132ZM136 2H137V1H136ZM150 2H151V1H150ZM171 2H170V3L167 2V3L169 4V6H170V5L174 6L173 4H171ZM183 2H184V0L182 1V3H183ZM193 2H194V0H193ZM195 2H194V3H195ZM76 3H77V2H76ZM83 3H84V2H83ZM165 3H166V2H165ZM180 3H181V2H179V4H180ZM182 3H181V4H182ZM184 3H185V2H184ZM194 3H193V4H194ZM80 4H81V3H80ZM205 4H206V5H205ZM210 4H211V5H210ZM42 5H43V4H42ZM50 5H51V4H50ZM58 5H59V4H58ZM160 5H161V4H160ZM188 5H189L190 8L193 10V12H191L192 10L189 11V8H188L189 6H188ZM255 5H256V6H255ZM75 6H76V5H75ZM88 6H89V5H88ZM88 6H86V7H88ZM155 6H156V5H155ZM167 6H168V5H167ZM38 7H39V6H38ZM38 7H37V8H38ZM106 7H107V6H106ZM133 7H134V6H133ZM141 7H142V6H141ZM185 7H186V8H185ZM195 7H196V6H195ZM216 7H217V8H216ZM239 7H240V6H239ZM150 8H151V7H150ZM153 8H154V7H153ZM178 8H179V7H178ZM196 8L198 9V6H197ZM261 8H262V7H261ZM39 9H40V8H39ZM47 9H48V8H47ZM110 9H111V8H110ZM167 9H168V8H167ZM167 9H166V10H167ZM172 9H174V7H173ZM199 9H200V8H199ZM240 9H241V7H240ZM258 9H260V8H258ZM262 9L264 10V8H262ZM36 10H38V9H36ZM92 10H94V9H92ZM99 10H100V9H99ZM180 10H179L178 12H180ZM217 10H218V9H217ZM147 11H148V10H147ZM159 11H160V10H159ZM168 11H170V9H169ZM195 11H196V12H195ZM199 11H200V10H199ZM239 11H241V10H239ZM260 11H261V10H260ZM50 12H52V11H50ZM154 12H155V11H154ZM163 12H164V11H163ZM182 12H181V13H182ZM203 12H204V11H203ZM243 12H244V11H243ZM243 12H242V14H243ZM254 12H253V13H254ZM207 13L204 12V14H206V15H207ZM227 13H228V12H227ZM54 14H55V12H54ZM54 14H53V15H54ZM71 14H72V12H71ZM133 14H134V13H133ZM254 14H255V13H254ZM254 14H253V16H254ZM256 14H257V13H256ZM53 15H52V16H53ZM155 15H156V14H155ZM180 15H181V14H180ZM186 15L183 14L184 18H186V19L188 20V18L185 17ZM54 16H55V15H54ZM166 16H167V18H166L165 15H164V17L168 20V15H166ZM200 16H201V17H200ZM224 16H225V15H224ZM251 16H252V14H251ZM262 16H263V15H262ZM75 17H76V16H75ZM164 17H163V18H164ZM179 17H180V16H179ZM190 17H191V18H190ZM226 17H227V14H226L225 18H226ZM154 18H156V17H154ZM170 18L173 19V17H170ZM184 18H183V19H184ZM202 18H203V19H202ZM252 18H253V17H252ZM260 18H261V17H260ZM78 19H79V18H78ZM130 19H131V18H130ZM166 19H164V21H167ZM183 19H182V21H183ZM256 19H257V18H256ZM261 19H262V18H261ZM142 20H143V19H142ZM146 20H147V19H146ZM155 20H156V19H155ZM155 20H154V21H155ZM223 20H224V19H223ZM249 20H251V19L249 18ZM252 20H253V19H252ZM263 20H264V19H263ZM263 20H262V21H263ZM98 21H99V20H98ZM143 21H144V20H143ZM129 22H130V21H129ZM141 22H142V21H141ZM151 22H153V20H152ZM178 22H179V23H178ZM183 22L185 23L186 21L184 20ZM256 22H257V20H256ZM130 23H131V22H130ZM164 23H165V22H163L162 24H164ZM187 23H188V22H186L185 24H187ZM247 23H248V26H249V23H251V22H248V20H247ZM103 24H104V23H103ZM116 24H117V23H116ZM137 24H138V23H136L135 25L137 26ZM143 24H144V23H143ZM151 24H152V23H151ZM154 24H155V22H154L152 25H154ZM94 25H95V23H94ZM105 25H106V24H105ZM132 25H133V24H132ZM132 25L130 24V26H132ZM145 25H146V23H145ZM145 25H144V26H145ZM155 25H156V24H155ZM155 25H154V27L152 26V27L154 28V29H152V30H154V31H153L154 34H155V30H156V29H155ZM177 25H178V26H177ZM189 25H188V27H189ZM244 25H247V24H244ZM254 25H255V24H254ZM254 25H253V26H254ZM113 26H114V25H113ZM139 26H140V28H141L142 25H141V24H138V26H137L138 28L134 26V30H132V31L136 32L135 28H137L138 31L142 30V29L139 28ZM196 26H197V27H196ZM257 26H258V25H257ZM260 26H258V27H260ZM118 27H119V26H118ZM147 27H149V25H148ZM254 27H256V26H254ZM258 27H257V29H261V28H258ZM142 28H143V26H142ZM156 28H158V26H157ZM180 28H181V29H180ZM182 28H183V29H182ZM249 28L251 29V25H250ZM130 29H132V28L130 27ZM167 29H166L164 32H168L169 30L167 31ZM184 29H185V30H184ZM69 30H71V29H69ZM146 30H148V29H146ZM180 30H181V31H180ZM236 30H237V29H236ZM236 30H234V32H235ZM138 31H137L135 34H137ZM255 31H256V29H255ZM70 32H72V31H70ZM70 32H68V34H71ZM73 32H74V30H73ZM73 32H72V36L74 35ZM128 32H130V30H129ZM179 32H180V33H179ZM236 32H237V31H236ZM236 32H235V33H236ZM244 32H247L248 35H245ZM256 32H257V31H256ZM124 33H125V32H124ZM131 33H132V32H131ZM131 33H129V34L131 35ZM140 33H141V32H140ZM142 33H143V32H142ZM178 33H179V36H180V37H178ZM181 33H182V34L184 33V34L182 35ZM122 34H123V33H122ZM138 34H139V33H138ZM138 34H137V36H138ZM145 34H146V31H145L144 35H145ZM149 34H152V35H153V33H151V32H149ZM180 34H181V35H180ZM254 34H256V35H254ZM119 35H120V34H119ZM119 35H118V37H120ZM141 35H142V34H141ZM144 35H143V36H144ZM74 36H75V35H74ZM84 36H85V35H84ZM89 36H90V35H89ZM114 36H115V35H114ZM126 36H127V34H126ZM139 36H140V34H139ZM153 36H154V35H153ZM163 36H164V34H163L162 36H160V37L163 38ZM82 37H83V36H82ZM82 37H81V38H82ZM85 37H86V36H85ZM99 37H100V36H99ZM121 37H122V36H121ZM123 37H124V36H123ZM164 37H165V40H166V37H167L166 34H165ZM210 37H213V38H218V37H219V39H217V41H216L217 43H216V44H211V43H209L210 40H208V42H207V39L210 38ZM127 38H128V37H127ZM153 38H154V37H153ZM85 39L87 40V38H85ZM88 39H89V38H88ZM109 39H110V38H108L107 40L105 39L106 42H107ZM112 39H113V35L111 36V39H110V40H112ZM114 39H115V37H114ZM167 39H168V38H167ZM172 39H171V40H172ZM82 40H83V39H82ZM86 40H85V41H86ZM91 40H93V43H92ZM97 40H98V39H97ZM118 40H119V39H118ZM121 40H122V39H121ZM121 40H120V42H121ZM123 40L125 41L124 38H123ZM140 40H141V39H140ZM159 40H160V39H159ZM159 40H158V41H159ZM161 40L163 41V39H161ZM190 40H191V41H190ZM85 41H84V43H85ZM89 41H91V43H89ZM94 41H95V40L92 39V38L89 39L88 41H86V42H88V44H90L89 47H86V46H85V47H83V48H85L86 50H87V48H88V49H91V44H92V45L94 44V46H97V44L95 45L96 41H95V43H94ZM129 41H131V40H129ZM152 41H155V40H152ZM116 42H117V41H116ZM133 42H134V41H133ZM139 42H140V41H139ZM155 42H156V41H155ZM163 42H164V41H163ZM165 42L167 43V41H165ZM176 42H177V44H176ZM101 43H102V42H101ZM109 43H110V42H108V44H109ZM122 43H123V42H122ZM126 43H127V42H126ZM131 43H132V42H131ZM150 43H152V42L150 41ZM158 43H159V42H158ZM166 43H164V44H166ZM219 43H220L221 45L225 46L227 49L230 50V53L228 52L229 54H227V55H230V56H224V57L222 56L221 51H220L222 48H220L221 45H220ZM88 44L86 43V45H88ZM141 44H142V42H141ZM161 44H162V42H161ZM170 44H171V43H170ZM46 45H47V44H46ZM52 45H53V44H52ZM52 45H51V46H52ZM98 45H99V44H98ZM117 45H118V44H117ZM138 45H139V44H138ZM142 45H144V42H143ZM219 45H220V46H219ZM49 46H50V45H49ZM55 46H56V45H55ZM78 46H79V45H78ZM99 46H100V45H99ZM106 46H107V45H106ZM111 46L113 47V45H111ZM71 47H72V46H71ZM71 47H70V48H71ZM76 47H77V46H76ZM76 47H75V48H76ZM119 47H120V46H119ZM141 47H142V46H141ZM146 47H147V46H146ZM146 47H145V48H146ZM150 47H151V46H150ZM153 47H155V46H153ZM187 47H189V49H188ZM198 47H199V48H198ZM200 47H201L202 49H201ZM46 48H47V47H46ZM70 48H69V49H70ZM79 48H80V47H79ZM79 48L77 47V49H75L74 51L78 50ZM94 48H95V47H94ZM117 48H118V47H117ZM121 48H122V47H121ZM145 48H144V49H145ZM163 48H165V47H163ZM168 48H169V47H168ZM195 48H198L200 51H199L198 49L194 51ZM44 49H45V48H44ZM48 49H49V48H48ZM64 49H65V48H64ZM64 49H63V50H64ZM85 49H84V50H85ZM96 49H97V47H96ZM140 49H141V48H140ZM152 49H153V48H152ZM157 49H159V48H157ZM172 49H171V51H172ZM191 49H190V50H191ZM61 50H62V49H61ZM81 50H82V48H81ZM94 50H95V49H94ZM97 50H98V49H97ZM101 50H102V49H101ZM103 50H104V49H103ZM115 50H116V48H115ZM118 50H119V49H118ZM138 50H139V48H138ZM201 50H202V51H201ZM48 51H50V50H48ZM53 51H54V50H53ZM58 51H59V50H58ZM70 51H71V49H70ZM88 51H89V50H88ZM88 51H86L87 53L83 51L84 54H86V56H87V57H86V56L84 55V56H85L84 58H88V59H89L88 56H89L90 54H88ZM90 51H91V50H90ZM90 51H89V53H90ZM121 51H122V50H121ZM124 51H125V50H124ZM139 51H141V50H139ZM139 51H138V52H139ZM151 51L153 52L154 50H151ZM151 51H150V52H151ZM198 51L200 52V54L197 53ZM231 51H232V53H231ZM34 52H35V51H34ZM50 52H51V51H50ZM65 52H66V51H65ZM76 52H77V51H76ZM76 52H74V53L76 54ZM81 52H82V51H81ZM95 52H97V51H95ZM141 52H144V51L142 50ZM165 52H164V53H165ZM194 52H195L196 54H195ZM41 53H42V52H41ZM57 53H58V52H57ZM57 53H56V54H57ZM77 53H78V52H77ZM100 53H101V52H100ZM109 53H110V52H109ZM109 53H108V54H109ZM111 53H114V52L111 51ZM116 53H117V51H116ZM136 53H137V52H136ZM139 53H140V52H139ZM145 53H147L146 50H145ZM208 53H212V54L215 53L217 57H215V59H213V58L210 59V58L207 56ZM52 54H53V53H52ZM56 54H55V55H56ZM59 54H60V52H59ZM64 54H65V53H63L62 56H64ZM81 54H83V53H81ZM81 54H79V55L81 56ZM94 54H96V53H94ZM97 54H99V53H97ZM97 54H96V56L98 57ZM105 54H106V53H105ZM150 54H151V56H152V53H150ZM176 54H177V53H176ZM197 54H198V55H197ZM49 55L51 56V54H49ZM70 55H71V54H70ZM76 55H77V54H76ZM99 55H100V54H99ZM111 55H112V54H111ZM113 55H114V54H113ZM113 55H112V56H113ZM148 55H149V54H148ZM148 55H147V56H148ZM162 55H163V54H162ZM168 55H169V54H168ZM173 55H174V54H173ZM232 55H233V56H232ZM50 56H49V57H46V58H50ZM65 56H67L66 58H68V59H66V60H67L66 62H67V63H68V62H71V63H72V66H73V62H72V59H73V58H72V57L74 56V54H72V57H71V56H69V54H68V52H67ZM68 56H69V57H68ZM142 56H143V55H142ZM163 56H164V55H163ZM169 56L174 57V56H172V55H169ZM176 56H177V55H176ZM182 56H183V57H182ZM41 57H42V56H41ZM99 57H100V56H99ZM145 57H146V56H145ZM148 57H150V56H148ZM155 57H156V56H155ZM231 57H232L233 59H232ZM44 58H45V57H44ZM51 58H52V57H51ZM74 58H75V56H74ZM112 58H114V56H113ZM129 58H130V57H129ZM131 58H132V57H131ZM133 58H134V57H133ZM141 58H142V57H141ZM146 58H147V57H146ZM165 58H168V57L165 56ZM175 58H176V57H175ZM228 58H230V59L228 60ZM69 59H71V60L69 61ZM80 59H81V58H80ZM135 59H136V58H134L133 60H135ZM147 59H148V58H147ZM151 59H153V57H152ZM168 59H170V58H168ZM173 59H174V58H172V61H173ZM40 60H41V59H40ZM136 60H137V59H136ZM136 60H135V62H136ZM140 60H141V59H140ZM48 61H49V59H48ZM58 61L61 62L60 60H58ZM80 61H81V60H80ZM100 61H102V58H101ZM124 61H126V62L128 61V62H129L128 59H126V60H124ZM138 61H139V60H138ZM143 61H144V60H143ZM146 61H147V60H146ZM153 61H154V63L156 64V60H153ZM176 61H177V60H176ZM22 62H23V61H22ZM25 62H26V61H25ZM53 62H54V61H53ZM64 62H65V61H64ZM74 62H76V61L74 60ZM126 62H123V63H126ZM128 62H127L126 64H122V65H118V66H117L116 63H115V67H114V65H112L114 68L112 67L113 69L111 68V70H114L115 68H116V69L118 68V69H117L118 71L116 70V73H114L115 76H120V77H118V78H122V79H125V78L127 79V76H131V78H130V77H129V78L132 80V75H129V74H131V72H130L131 69H132V68L134 69V67H133L132 65L134 64L135 67H136V64L139 63V62H136V63H135V62L133 61V62H131V63H133L132 65H130L131 63H129V65L131 66V68L127 69V68L129 67V66L127 67ZM170 62H171V61H170ZM177 62H178V61H177ZM179 62H180V59H179ZM71 63H70V65L68 64V65L70 66V68L68 67L69 70L72 68V67H71ZM81 63H82V62H81ZM103 63H104V62H103ZM103 63H102V64H103ZM121 63H122V62H120V64H121ZM146 63H147V62H146ZM154 63H153L152 65H153V66H156ZM196 63L203 64V67H202V68H196V67H197V66H196ZM75 64H76V63H75ZM84 64H85V62H84ZM97 64L100 65L99 63H97ZM118 64H119V63H118ZM142 64H143V63H142ZM144 64H145V63H144ZM148 64H149V63H148ZM148 64H146V66L143 65V67L145 68V70L142 71V72H143V75H144V77H145L146 74H147V78L150 77V78L153 79L155 82H158L157 84H158V86H159L160 83H159V80H158L156 77H157V76H160V75L157 74V76L155 77V75L151 72L152 69H150L151 71L149 70V71L147 72V70H148V69H147V68H148L147 65H148ZM163 64H162V65H163ZM194 64H195V65H194ZM46 65H47V64H46ZM59 65H60V64H59ZM66 65H67V64H66ZM88 65H89V64H88ZM92 65H93V63H92ZM98 65H97V66H98ZM150 65H151V64H150ZM150 65H148V66H150ZM152 65H151L150 67H153ZM193 65H194V66H193ZM197 65H198V64H197ZM47 66H48V65H47ZM77 66H79V65H77ZM116 66H117V67H116ZM121 66H123V68H125L124 66H126L125 71H124V69H122ZM164 66H163V67H164ZM175 66H176V65H175ZM16 67H17V66H16ZM48 67H49V66H48ZM50 67H51V65H50ZM61 67H62V66H61ZM75 67H76V66H75ZM90 67H92V66H90ZM119 67L122 69V70H121V71H122V74L124 73L123 76L120 74L121 71L119 70V69H120ZM143 67H142V68H143ZM173 67H174V68H173ZM178 67H179V68H178ZM185 67H186V68H185ZM193 67H194V68H193ZM226 67H227V70H228V68H229V71H227V70L225 69ZM10 68H11V67H10ZM12 68H13V67H12ZM31 68H32V67H31ZM78 68L80 69V67H78ZM88 68H89V66L87 67V70H86V68H84V67H83V69H80V70H82V73H81V74H83L85 71L88 72V71H89ZM142 68L140 67V68H138L139 70H136V71L138 72V71H140V69H142ZM144 68H143V69H144ZM166 68L162 69V66H161V69H160L159 71L165 73V72H166V70H165ZM177 68H178V69H177ZM7 69H8V68H7ZM64 69H65V68H64ZM76 69H77V68H76ZM84 69H85V70H84ZM91 69H92V68H91ZM133 69H132V74H133V75H134V73L137 74V72L134 71ZM146 69H147V70H146ZM16 70H17V69H16ZM44 70H45V69H44ZM65 70H66V69H65ZM65 70H64V71H65ZM77 70H78V69H77ZM83 70H84V71H83ZM94 70H95V69H94ZM94 70H93V71H94ZM128 70H129V72H128ZM163 70H165V71H163ZM223 70H224V71L226 70V71L224 72ZM2 71H3V70H2ZM25 71H26V70H25ZM50 71H51V70H50ZM50 71H49V72H50ZM64 71H62V72H64ZM66 71H68V70H66ZM114 71H115V70H114ZM119 71H120V72H119ZM126 71H127V72H126ZM144 71H146L147 73H144ZM171 71H172V76H170L171 74L168 75ZM238 71H240V72H241V71H242V72L245 71V73L243 72L242 75H241V73H240V75H239V72H238ZM44 72H45V71H44ZM112 72H113V71H112ZM117 72H118V73H117ZM133 72H134V73H133ZM140 72H141V71H140ZM142 72H141V73H142ZM160 72H159V73H160ZM181 72H182L183 76H182ZM223 72L225 73V75H224ZM228 72H229V74H230V75H229L230 77H229L228 75H226V73H228ZM237 72H238V74H237ZM0 73H1V72H0ZM13 73H14V71L12 72V74H13ZM16 73H17V72H16ZM27 73H28V71H27ZM30 73L32 74V72H30ZM52 73L54 74L53 71H52ZM52 73H51V74H52ZM64 73H65V72H64ZM76 73H77V72H76ZM89 73L92 74L91 71H89ZM125 73H128V74L125 75ZM138 73H139V72H138ZM157 73H158V72H157ZM231 73H234V74H231ZM20 74H21V72H20ZM45 74H46V73H45ZM53 74H52V75H49V74H48V76L53 77ZM57 74H58V73H57ZM67 74H68V73H67ZM105 74H106V73H104L103 75L105 76ZM114 74H113V75H114ZM118 74H119V75H118ZM160 74H161V73H160ZM173 74H174V75H173ZM179 74H180V75H179ZM244 74L246 75V77H244ZM6 75H8V74H6ZM14 75H15V73H14ZM29 75H30V74H29ZM34 75H35V74H34ZM59 75H60V74H59ZM72 75H73V74H72ZM103 75H102V76H103ZM124 75H125V76H124ZM139 75H141V74H139ZM232 75H233L234 77H233ZM16 76H17V75H16ZM54 76H56V75H54ZM68 76H69V75H68ZM89 76H90V75H89ZM104 76H103V77H104ZM111 76H112V74H110L109 76L107 75V76H105L104 78H102L101 76H99V79L101 80V78H102V80H103V79H108V80H110V79H111V78H110ZM115 76H114V77L112 76L113 80H114V78L117 79V77H115ZM121 76H122V77H121ZM135 76H136V75H135ZM161 76L165 78V76H164L163 74H162ZM178 76H182L183 79L180 78V77H179V79H178ZM226 76H228V78H227ZM236 76H237L238 78H237ZM239 76H240V78H239ZM241 76H242V77H241ZM11 77H12V76H11ZM23 77H24V76H23ZM27 77H28V75H27ZM61 77H62V76H61ZM75 77H76V76H75ZM81 77H82V75H81ZM81 77H80V78H81ZM100 77H101V78H100ZM106 77H107V78H106ZM108 77H109V78H108ZM123 77H125V78H123ZM162 77L160 78V80L163 79ZM200 77H201V78H200ZM202 77L205 78L204 80H206V77H207V78H211L212 80H215V84H216V81H218L219 84H220V86H222L223 88L225 87V85H221V83H222V84H223V83L227 84L226 87L229 86V87H227V88H231L232 86L235 87V88H237V89H238V92H239L238 94L241 93V95H239V96H240L239 98H243V97H244V99H243L244 101H243L242 99H240V102H238L239 100H238V99H235V101L237 100L236 103H235V101H233L231 98H228L227 96H228V93H229V92L227 93L226 91H228V90L230 91V89H227L226 91L223 89V93L226 92L227 95H224V94L221 93V92H220L221 94H219V93H218V94H214L213 92H215V91L218 92V90H219L221 87L219 86L220 88L218 87L217 90H212L213 87H211V89H210V90L212 91V92H211V91L209 90V88H208L209 86H207V88L205 87L206 89L209 90V91L207 90V92H208V93L211 92L212 95L214 94V96L211 95V97H212V99H211V97H210V93H209V96H208V93H206V90L202 87L203 84H202V85L200 84V83H202V82H200V80L202 79ZM8 78H9V77H8ZM28 78L30 79V77H28ZM58 78H60V77H58ZM58 78H57V79H58ZM89 78H91V77H89ZM129 78L126 80V81H127V82H126V88L128 87L127 85H130V84H131L130 87L132 88V84H133V83L131 82V80H130ZM133 78H134V76H133ZM135 78H136V77H135ZM135 78H134V79H135ZM139 78H140V77H139ZM141 78H142V75H141ZM145 78H146V77H145ZM145 78H144V79H145ZM174 78H175V77H174ZM174 78H173V79H174ZM189 78H191V79H189ZM229 78H230V79H229ZM31 79H32V78H31ZM31 79H30V80H31ZM35 79H36V78H35ZM35 79H32V80H35ZM55 79H56V77H55ZM57 79H56V80H57ZM60 79H61V78H60ZM70 79H71V78H70ZM72 79H73V78H72ZM76 79H77V78H76ZM97 79H98V78H97ZM99 79H98V80H99ZM142 79H143V78H142ZM142 79H139V80H142ZM148 79H149V78H148ZM148 79H147V80H148ZM165 79L167 80V77H166ZM169 79H170V78H169ZM169 79H168V81H169ZM175 79H176V78H175ZM211 79H210V80H211ZM49 80H50V79H49ZM73 80H74V79H73ZM80 80H81V79H79V81H80ZM98 80H96V82H97ZM102 80H101V82L103 83L104 80H103V81H102ZM113 80L111 79L110 81H112V83H113ZM128 80L130 81V84H128ZM137 80H138V78H137ZM137 80H136V81H137ZM139 80H138V81H139ZM163 80H164V79H163ZM163 80L160 81L161 83L163 82L162 84H164V81H166V80H164V81H163ZM170 80H171V79H170ZM177 80H176V81H177ZM185 80H186V79H185ZM185 80H183V82H186ZM202 80H203V79H202ZM204 80H203V81H204ZM57 81H60L61 84H62V86H61L60 84H58V85H59L58 87H62L63 89H65V88H68V89H69V88H70L69 85L72 84V83L68 84V87H67L66 83L63 84L64 79H61V80L58 79ZM62 81H63V82H62ZM76 81H78V80H76ZM114 81H116V80H114ZM117 81H118V79H117ZM117 81H116V82H117ZM132 81H133V80H132ZM138 81L135 82V84L138 83ZM145 81H146V79H145ZM168 81L165 82V83H166V84H167V83H168V84H172V83H170V81H169V82H168ZM171 81H172V80H171ZM174 81H175V80H174ZM65 82H66V80H65ZM72 82H73V81H72ZM96 82H94V83H96ZM120 82L122 83V82H125V81H123V80L121 81V79H120ZM133 82H134V81H133ZM172 82H173V81H172ZM183 82H182V83H183ZM52 83H53V82H52ZM55 83H56V82H55ZM58 83H59V82H58ZM73 83H76V82H73ZM77 83H79V82H77ZM80 83H82V82H80ZM98 83H99V81H98ZM108 83H109V82H108ZM118 83H119V81H118ZM118 83H117L118 86H117V85H116V86L119 87V88H117L116 90H117V91H118V89L121 90V91H118V92H120V93L122 94V92H123L124 89H125V88H124V84H125V83H124V84L122 83L123 86H122L121 83H120L121 86H120ZM146 83H147V82H146ZM176 83H177V82H176ZM190 83H191V82H189V84H190ZM203 83H205V82H203ZM92 84H93V83H92ZM96 84H97V83H96ZM135 84H133V85H134L133 88L137 87L138 89H137V88H135V89H137V90L140 92L139 87H138V86H139L138 84H140V81H139V83L137 84V86H136ZM168 84H167V85L164 84V85H165V86L167 87V89H169V90H165V88L162 89V87H161V88L159 89V91H158V92H160L161 89L164 90V91H166L165 95H166V98H167V99H168V97H170V96L173 94V92H174V91H173L174 89H172V87H171L170 85H168ZM180 84H181V83H179V85L177 84V86H180ZM199 84L201 85V88L204 89V92H203L202 94H198V93H201V92L203 91V90L200 88V85H199ZM205 84H206V83H205ZM205 84H204L203 86H206ZM217 84H218V83H217ZM55 85H56V84H55ZM64 85H66V87H65ZM93 85H94V84H93ZM112 85H113V84H112ZM145 85H146V84H145ZM164 85H163V86H164ZM175 85H176V84H175ZM210 85H211V84H210ZM230 85H231V86H230ZM36 86H37V85H36ZM52 86L54 87V85H52ZM73 86H74V85H73ZM81 86H82V85H80V86L78 85V87L80 88V91H79L80 93H79V94L82 93V92H81V89H82L83 87L81 88ZM113 86H115V85H113ZM113 86H112V87H113ZM116 86H115V87H116ZM146 86H147V85H146ZM160 86H161V84H160ZM165 86H164V87H165ZM177 86H175V89H176V90H177L178 88H181V92L184 91V93H181V92L179 91L180 89L177 90V93L180 92L181 94H183V96H182L180 93H178V94L181 95L180 98H181V97L183 98L184 96H187V97H188V96H189V97L191 96V93H190V92H189L190 94H188V92L186 93L187 90H185V89L183 88L184 86L181 87L182 84H181V86L178 87V88H177ZM46 87H47V86H46ZM50 87H51V84H50ZM64 87H65V88H64ZM78 87H76V88H75V87H71V88H72V89L75 88V89L78 90V89H79ZM108 87H109V85H108ZM110 87H111V85H110ZM115 87H113V88H115ZM120 87H122L123 90L120 89ZM156 87H157V86H156ZM156 87H155V88H156ZM186 87H185V88H186ZM226 87H225V88H226ZM233 87H232V88H233ZM62 88H61V89H62ZM71 88H70V90H71ZM131 88H129V89H131ZM149 88H150V87H149ZM173 88H174V87H173ZM187 88H186V89H187ZM191 88H192V87H191ZM232 88H231V89H232ZM28 89H29V88H28ZM31 89H32V88H31ZM34 89H35V88H34ZM103 89H104V88H103ZM129 89L127 88V90H129ZM135 89H131V90L134 92ZM143 89H144V88H143ZM147 89H148V88H147ZM183 89H184V90H183ZM197 89H200V90H202V91L199 92V90L197 91ZM215 89H216V88H215ZM29 90H30V89H29ZM56 90H58V89H56ZM59 90H60V88H59ZM98 90H99V91L101 90L102 92H101V93H100V92L95 93V92H96V90H95V92H93V93H95V95H97L98 93H100L99 95H101V94L103 95V91H104V90H106V92L108 91L107 89L102 90V87H101V88L99 87ZM98 90H97V91H98ZM110 90H111V89H110ZM110 90H109V91H110ZM112 90H113V89H112ZM137 90L135 91V93H138V94L140 95V93H139ZM144 90H145V89H144ZM170 90H172V94L169 93ZM194 90H196L198 93H197L196 91H194ZM20 91H21V90H20ZM75 91H76V90H75ZM129 91H130V90H129ZM149 91H150V90H149ZM152 91H153V90H152ZM164 91H162V92H164ZM167 91H169L168 94H171V95H168V94H167ZM219 91H220V90H219ZM23 92H24V91H23ZM72 92H73V91H72ZM104 92H105V91H104ZM106 92H105V93H106ZM111 92H112V91H111ZM115 92H116V91H115ZM115 92H114V93H115ZM127 92H128V91H126V92L124 91V92H123V94H124L123 96H125V93L127 94ZM147 92H148V91H147ZM147 92H146V93H147ZM153 92H155V90H154ZM31 93H32V92H31ZM31 93H30V94H31ZM74 93H75V92H74ZM76 93H77V92H76ZM105 93H104V94H105ZM112 93H113V92H112ZM114 93H113L112 95H115V94H116V93H115V94H114ZM120 93H119V94H116V96H118V98L121 97V96H120ZM205 93L207 94L208 99H207V97H203V94H205ZM36 94H37V92H36ZM110 94H111V93H109V96H110ZM138 94H137V95H138ZM141 94H143V93H141ZM154 94H155V93H154ZM154 94H153V95L148 94L149 96H148L147 99H149L150 96H151V99H153L154 97H156V99H157V96H155L157 93H156L155 95H154ZM158 94H159V93H158ZM161 94L164 96V93H161ZM174 94L176 95V97L179 96V95L176 94V92H175ZM185 94H186V95H185ZM196 94H197V95H196ZM222 94H223L225 97H224ZM11 95H12V94H11ZM21 95H22V94H21ZM59 95H60V94H59ZM75 95H76V94H75ZM81 95H82V94H81ZM89 95H90V94H89ZM91 95H93V94H91ZM91 95H90V97L88 96L89 99H90V98L93 99V97H91ZM95 95H93V96H95ZM107 95H108V93H106L104 96H101V97H103V99H106V100L108 99L109 101H108V100H107V101H108L109 103H110V101L112 102V100L114 99V96H113V98H111L112 95H111L110 97L107 96ZM145 95H146V94H145ZM145 95L143 94L144 97H145ZM175 95H172V97L175 96ZM215 95H216V96H215ZM221 95H222V96H221ZM34 96H35V94H34ZM34 96H33V97H34ZM48 96H49V95H48ZM73 96H74V95H73ZM82 96H84V93H83ZM105 96H106V98H104ZM116 96H115V97H116ZM143 96H142V97H143ZM152 96H154V97L152 98ZM158 96H159V95H158ZM160 96H161V95H160ZM160 96H159V97H160ZM205 96H206V95H205ZM236 96H237V95H236ZM242 96H243V97H242ZM2 97H3V96H2ZM42 97H43V96H42ZM77 97H78V93H77V96L74 97V99H75V98L77 99ZM96 97H98V96H96ZM125 97H126V96H125ZM125 97H124V98H125ZM142 97H139V98H138V101H140V98H142ZM144 97H143V98H144ZM146 97H147V96H146ZM146 97H145V98H146ZM172 97L169 98L171 101H170L169 99H168V101H169L170 103H172V102L174 101V102H173L174 104L172 103V105H175V104L177 105V103H176V101H175V100H177V99H175V97H173V101H172ZM215 97H216V100H215ZM222 97H223V98H222ZM62 98H63V97H62ZM109 98H110V99H109ZM136 98H137V96H136ZM145 98H144V99H141V100H144L145 103H147V101H146L147 99L145 100ZM160 98H161V97H160ZM160 98H159V99H160ZM163 98H165V97H163ZM163 98L160 99V101H158L159 99H158V100H155V98H154V100H155L156 102H159V103H160V102H164L165 100H167V99L164 100ZM184 98H185V97H184ZM191 98H192V99H191ZM191 98H190V99H191V101H192V100H193V96H192ZM209 98H210L211 100H210ZM2 99H3V98H2ZM19 99H20V98H19ZM23 99H24V98H23ZM29 99H32V98H29ZM68 99H70V98H68ZM78 99H80V98L78 97ZM81 99L83 100V98H81ZM86 99H88V98H86ZM86 99H85V101H84L85 103L81 100V103H82V106H81V104H80L81 107H84V108H85V107H86V106H85L86 103L88 104V102H86ZM89 99H88V100H89ZM101 99H102V98H101ZM115 99H117V98H115ZM115 99H114V100H115ZM120 99L122 100L123 98L121 97ZM128 99H129V97H128ZM132 99H133V98H132ZM186 99H187V98H186ZM25 100H26V99H25ZM43 100H44L45 103H46V102L48 103V101H45V99H43ZM48 100H49V99H48ZM70 100H71V99H70ZM106 100H104V101H105V104H106ZM117 100H118V99H117ZM126 100H127V99H126ZM126 100H125V102L128 104L130 101L127 102ZM154 100H151V103H152V101H154ZM161 100H162V101H161ZM188 100H189V99H188ZM241 100H242L243 102H242ZM21 101H23V100L21 99ZM68 101H69V100H68ZM68 101H67V107H68L69 105H71L70 103H69V105H68ZM90 101H91V99H90ZM90 101H89V103H90ZM93 101H94V100H93ZM99 101H100V100H99ZM102 101H103V100H102ZM115 101H116V100H115ZM115 101H114V102H115ZM148 101H149V100H148ZM185 101H186V100H185ZM5 102H6V101H5ZM30 102H31V101H30ZM51 102H52V101H51ZM55 102H56V101H55ZM62 102H63V101H59V103H61V104H62ZM69 102H70V101H69ZM71 102H72V101H71ZM75 102L79 103L80 100H79V101L75 100V101L72 103V104H74L73 106L77 105V104H75ZM136 102H137V100H136ZM142 102H143V101H142ZM142 102L140 103V105L142 104ZM189 102H190V101H189ZM219 102H220V103H219ZM241 102H242V105L240 104ZM244 102H245V103H244ZM2 103H4V102H2ZM10 103H11V102H10ZM16 103H17V102H16ZM26 103H27V101H26ZM38 103L41 104V103H43V102L41 101V102H38ZM45 103H43V104H45ZM53 103H54V102H53ZM83 103H84V105H83ZM138 103H139V102H138ZM138 103H137V104H138ZM149 103H150V102H148L147 104H149ZM159 103H157L156 105H158ZM185 103L187 104V107H188V106H189L188 103H187V102H185ZM185 103H184V104H185ZM191 103H192V102H191ZM193 103H192V106H193ZM215 103H216V102H215ZM217 103H216V105L214 104L216 107H218V106H217ZM237 103H238V104H237ZM243 103H244L245 105H244ZM23 104H24V103H23ZM27 104H28V103H27ZM29 104H30V103H29ZM32 104H33V103H32ZM43 104H42V105H43ZM55 104H56V103H55ZM105 104H104V105H105ZM164 104H165V103H164ZM168 104H169V103H168ZM195 104H196V105H195ZM239 104H240V106H242V107H240ZM25 105H26V104H25ZM38 105H39V104H38ZM107 105H108V104H106V107L108 108V106H110V105H108V106H107ZM122 105H123V104H122ZM125 105H126V104H125ZM135 105H136V103H135ZM159 105H163V104L160 103ZM169 105H170V104H169ZM172 105H171V107H172ZM243 105H244V107H243ZM64 106H66V104L63 105V106H61V107H64ZM71 106H72V105H71ZM71 106H70V107H71ZM73 106H72V107H73ZM78 106H79V104H78L77 106H75V107H78ZM137 106H138V105L135 106V109L138 108V109L140 110V109L142 108V110L139 111V112L141 113V115H143V114H142L143 112H144V115L149 113L148 111H146V112H148V113H146V112L144 111V108H143V107L140 106V108H139V107H137ZM144 106H145V105H144ZM146 106H147V105H146ZM150 106H151V105H150ZM165 106H167V105L165 104ZM184 106H186V105H184ZM192 106L190 105L189 108L191 107L190 109H192ZM194 106H193V107H194ZM211 106H212V108H211ZM23 107H24V106H23ZM31 107H32L31 104L29 105V107L27 106L28 109H32ZM48 107H49V106H48ZM61 107H60V108H61ZM67 107H65V108H67ZM70 107H69V109H65V110L73 111V110H70ZM88 107H90V106L88 105V106L86 107L87 109H84V108H83V109L85 110V111H83V112H84L85 114H86V112H87V116H88V113H91V115H92V112H93L92 110H91L92 112H89L90 110H88V109H90V108H88ZM112 107H114V104H112ZM112 107L110 106L109 108L112 109ZM121 107H122V106H121ZM123 107L125 108L124 105H123ZM155 107H156V108H159L158 106H155ZM160 107H161V106H160ZM167 107H168V106H167ZM171 107H168V109L171 108ZM174 107H175V106H174ZM187 107H186V108H187ZM220 107H219L218 109H220ZM257 107H258V108H257ZM54 108H55V107H54ZM57 108H58V107H57ZM57 108H56V111H57V110H58V111H61V110L64 109V108H63V109L60 110V108H59V109H57ZM97 108H98V107H97ZM161 108H162V107H161ZM164 108H165V107H164ZM81 109H82V108H81ZM111 109H107V111H110ZM125 109H127V107H126ZM159 109H160V108H159ZM168 109H167V111H168ZM171 109H172V108H171ZM187 109H188V108H187ZM197 109H195V110H197ZM213 109H212L211 112H214V113H215L216 111H214ZM258 109H260V110H258ZM32 110H33V109H32ZM49 110H51V109H49ZM86 110H88V111H86ZM104 110H105V109H104ZM123 110H124V109H123ZM136 110H137V109H136ZM155 110H156V109H155ZM157 110H158V109H157ZM161 110H162V109H160V111H161ZM174 110H175V109H174ZM184 110H185V107H184ZM220 110H221V109H220ZM12 111H13V110H12ZM45 111H46V110H45ZM113 111H114V113H111V112H113ZM133 111H134V110H133ZM163 111H164V109H163ZM165 111H166V109H165ZM182 111H183V110H182ZM185 111H186V110H185ZM185 111H184V112H185ZM192 111L194 112V110H192ZM259 111L261 112V114H260ZM0 112H1V111H0ZM28 112H29V111H28ZM31 112H32V111H31ZM50 112H51V111H50ZM62 112H64V110H63ZM111 112H109L110 115H111V114H112V115L114 114V116H115V114H116L117 117L114 118V117L111 115V116H112L111 118H113V119H112V120L110 119V120H111V121H115V124H116V123L118 124L119 122H121V123H119V124H120V125H124V124H122V120H123V119H121V121L118 120V115H117V113H115L116 111L113 109V110H111ZM127 112H128V111H127ZM129 112H130V110H129ZM129 112H128L127 114H130ZM134 112H137V111H134ZM161 112H162V111H161ZM168 112H169V111H168ZM175 112H177V110H176ZM175 112H174V113H175ZM188 112H189V111H188ZM197 112H198V111H196L194 114H196ZM219 112H220V113H219ZM258 112H259V113H258ZM60 113H61V112H60ZM67 113H70V112H67ZM93 113H94V112H93ZM107 113H108V112H107ZM125 113H126V110H125ZM140 113H137V115L140 114ZM166 113H167V112H166ZM170 113H171V112H169V114H170ZM172 113H173V109H172ZM172 113H171V114H172ZM189 113L191 114V111H190ZM200 113H202V112H200ZM214 113H213V114H214ZM3 114H4V113H3ZM33 114H34V113H33ZM33 114H32V115H33ZM56 114H57V113H56ZM94 114H95V113H94ZM103 114H104V113H103ZM121 114H123V115H121V117L126 116V118H127V116H128V115H126V114L124 115V111H123ZM167 114H168V113H167ZM171 114H170V116L167 115V117H166V115H165L164 118L168 119L169 117H173V119H176V118H174V116H173L174 114H172V115H171ZM190 114H188V115L190 116ZM198 114H199V113H198ZM203 114L205 115V112H204ZM1 115H2V114H1ZM28 115H29V114H28ZM32 115H31V116H32ZM47 115H48V114H47ZM51 115H52V114H51ZM51 115H50V116H51ZM54 115H55V114H54ZM71 115H72V114H71ZM74 115H75V114H74ZM104 115H105V114H104ZM110 115H109V116H110ZM119 115H120V114H119ZM141 115H140V116H141ZM157 115H158V114H157ZM162 115H163V114H162ZM191 115H192V114H191ZM196 115H197V114H196ZM216 115H217V114H216ZM216 115H214V116H216ZM222 115H223V114H222ZM222 115H221V116H222ZM31 116H30V117H31ZM35 116H36V115H35ZM56 116H57V115H56ZM56 116H55V117H56ZM65 116H66V117L63 118L64 121L70 120V119L67 118V114H66ZM75 116H76V115H75ZM87 116L85 115V117H87ZM92 116H93V115H92ZM102 116H103V115H102ZM158 116H159V115H158ZM175 116H176V115H175ZM185 116H186V118H187V119H186L187 121L190 120V119H188L187 115L184 113V114H183V121L185 120ZM192 116H193V115H192ZM192 116H191V117H192ZM212 116H213V115H212ZM226 116H227V115H226ZM250 116H252V117H250ZM69 117L72 119L74 116L72 117V116L69 115ZM88 117H90V118H89V119L87 118L86 121L89 120V121H88V123H89L90 120H91L92 118H91L90 115H89ZM99 117H100V116H99ZM103 117H104V116H103ZM121 117L119 116V118H121ZM141 117H142V116H141ZM143 117H144V118H143ZM143 117H142V120L145 119V122H146V120H147V122H148V118H147L148 115L143 116ZM159 117H160V116H159ZM191 117H190V118H191ZM194 117H196V116H194ZM219 117H220V116H218V118H217V116H216V117L214 118V117H211V116H210V117H209L210 119H209L208 117L205 116V118H206L207 120L209 119V121H208L209 123L214 124V125H216L217 127H221L222 131H227V130H229V129H227V128H230V127L232 128V126L229 127V125H231V124L233 125L234 123H231V124L228 125V123H230V122H226V121H227V120H226L225 122H226L227 125H228V127H227L226 123L223 122V120L225 119L224 116H223L224 119L222 118L223 120L221 119V117H220V120H219ZM248 117H249L250 119L254 117V119H253V123H252V126H251L250 119L248 120ZM33 118H34V117L32 116L31 119H33ZM37 118L40 119V117H37ZM66 118H67V120H66ZM76 118H77V117H76ZM106 118H107V115H106ZM106 118H105V119H106ZM126 118H124V120H126ZM134 118H136V116H135ZM146 118H147V119H146ZM161 118H162V117H161ZM205 118H204V119L202 118V120H205ZM16 119H17V118H16ZM31 119H30V120H31ZM38 119L34 118V120H38ZM74 119H75V118H74ZM74 119H72V121L70 120L73 124L75 123V121H76L78 118H77L75 121H73ZM81 119H82V118H81ZM95 119H96V118H95ZM100 119H101V117H100ZM105 119H104V120H105ZM116 119H117L119 122H118ZM137 119H138L137 121L139 122L140 118L138 117ZM156 119H157V118H156ZM60 120H61V119H60ZM78 120H80V119H78ZM78 120H77V121H78ZM96 120H97V119H96ZM134 120L136 121V119H134ZM163 120H164V119H163ZM170 120H171V122H174V121H172L171 118H170ZM186 120H185V121H186ZM199 120H200V119H199ZM202 120H200V121H202ZM207 120H205V121L207 122ZM221 120H222V121H221ZM32 121H33V120H32ZM40 121L42 122L41 119H40ZM40 121H39V122H40ZM70 121H68V123H70ZM77 121H76V122H77ZM82 121H83V120H82ZM86 121H85V122H86ZM102 121H103V120H102ZM137 121H136V123H138ZM193 121H194V120H193ZM193 121H192V122H193ZM195 121H196V118H195ZM251 121H252V120H251ZM43 122H44V121H43ZM60 122H61V121H60ZM62 122H63V121H62ZM79 122H80V121H79ZM104 122H105V121H104ZM106 122H107V121H106ZM106 122H105V123H106ZM109 122H110V121H109ZM109 122H108V123H109ZM123 122H125V121H123ZM142 122H144V121H142ZM142 122H141V123H142ZM145 122H144V123H145ZM158 122H159V121H158ZM169 122H170V121H169ZM32 123H33V122H32ZM63 123H64V122H63ZM111 123H112V122H111ZM139 123H140V122H139ZM165 123H166V120H165ZM167 123H168V122H167ZM181 123H182V122H181ZM190 123H191V120H190ZM198 123H199V122H198ZM198 123H197V124H198ZM200 123H201V122H200ZM45 124H46V123H45ZM56 124H57V123H56ZM93 124H94V123H93ZM146 124H147V123H146ZM170 124H171V123H170ZM184 124H185V123H184ZM193 124H194V122H193ZM195 124H196V122H195ZM253 124H255L254 127L256 126V129H255V128H252V127H253ZM53 125H54V124H53ZM62 125H63V124H62ZM75 125H76V123H75ZM91 125H92V123H91ZM103 125H105V124H103ZM103 125H102V126H103ZM120 125L117 126V128H116V132H117L118 128L120 127ZM135 125H136V124H135ZM138 125H139V124H138ZM165 125H166V124H165ZM203 125H206L205 127H209V126H207V124H203ZM203 125H200V126H203ZM208 125H210V124H208ZM97 126H99V125L96 124L95 127H97ZM100 126H101V125H100ZM100 126H99V127H100ZM112 126H113V125H112ZM114 126H116V125H114ZM132 126H134V123L132 124ZM156 126H157V125H156ZM169 126H170V125H169ZM211 126H213V125H211ZM51 127H52V126H51ZM58 127H59V126H58ZM91 127H92V126H91ZM99 127H98V128H99ZM103 127H104V126H103ZM103 127H102V129H103ZM110 127H111V126H110ZM122 127H123V126H122ZM137 127H138V126H137ZM139 127H140V125H139ZM139 127H138V128H139ZM143 127H144V124H143ZM157 127H158V126H157ZM160 127H162L161 124H160ZM160 127H158V128H160ZM163 127H164V126H163ZM170 127H171V126H170ZM213 127H214V126H213ZM226 127H227V128H226ZM235 127H236V126H235ZM53 128H54V127H53ZM81 128H82V129H83V128H86V126L83 125ZM81 128H80V130H81ZM100 128H101V127H100ZM100 128H99V129H100ZM106 128H107V127H106ZM111 128H113V127H111ZM111 128H110V129H111ZM124 128H125V127H123V129H124ZM155 128H156V127H155ZM197 128H198V126H197ZM214 128H215V127H214ZM223 128H224V129L226 128V129L224 130ZM231 128H230V129H231ZM236 128H237V127H236ZM88 129H89V128H88ZM119 129H120V128H119ZM156 129H157V128H156ZM167 129H168V128H167ZM190 129H191V127H190ZM212 129H213V128H212ZM233 129H235L234 126H233ZM233 129H232V130H233ZM43 130H44V129H43ZM95 130H96V129H95ZM104 130H105V128H104ZM111 130H112V129H111ZM114 130H115V128H114ZM143 130H145V128H144ZM152 130H153V129H152ZM157 130H158V129H157ZM159 130H161V129H159ZM203 130H207V128H205V129H203ZM216 130H217V129H215V132H216ZM232 130H229V131H232ZM28 131H29V129H28ZM58 131H60V130H58ZM58 131H57V132H58ZM61 131H62V129H61ZM90 131H91V130H90ZM123 131H125V129H124ZM126 131H127V130H126ZM136 131H139V129H137ZM146 131H148V130H146ZM146 131H145V132H146ZM164 131H165V130H164ZM169 131H170V130H169ZM196 131L198 132V130H196ZM229 131H227V132H229ZM57 132H56V133H57ZM63 132H64V131H63ZM80 132H82V130H81ZM110 132H111V131H110ZM145 132H144V133L142 132V133L145 134ZM157 132H158V131H157ZM162 132H163V131H160V136H159V138H160V140H163V141L165 140V142H166V139H168V138H167V137H166V138L163 137L165 134L163 135ZM167 132H168V131H167ZM177 132H178V131H177ZM191 132H192V131H191ZM199 132H201V131H199ZM207 132H208V131H207ZM207 132H206V133H207ZM233 132H234V130L232 131V133H233ZM25 133H26V132H25ZM47 133H48V132H47ZM52 133H53V132H52ZM58 133H61V132H58ZM82 133H84L86 136H85L84 134H82V135H84V136H82L81 138L83 139L84 137H86L85 139H87V141H88V138H89L88 134H89V133L86 132V131H85V132L83 131ZM86 133H88V134H86ZM100 133H101V132H100ZM111 133H112V132H111ZM113 133H115V132L113 131ZM117 133H118V132H117ZM117 133H115V135H116ZM123 133H124V132H123ZM135 133H137V132H135ZM161 133H162V135H161ZM181 133H182V132H181ZM221 133H222V132H221ZM223 133H224V132H223ZM229 133H230V132H229ZM242 133L244 134V137H243V134H242ZM143 134H142V136H145V137H146L147 135H148V137H149V135H150V133L147 134V132H146V135H143ZM167 134H168V133H167ZM169 134H170V133H169ZM178 134H179V133H178ZM178 134H177V135H178ZM182 134H183V133H182ZM182 134H181V135H182ZM211 134H212V133H211ZM218 134H219V133H218ZM226 134L228 135V133L225 132V135H226ZM237 134H236V135L233 134V135H234V136H237ZM23 135H24V134H23ZM53 135H54V134H53ZM56 135H58V134H56ZM56 135H55V136H56ZM61 135H62V134H61ZM61 135H60V136H61ZM66 135H67V134H66ZM127 135H128V134H127ZM157 135H159V133H158ZM174 135H175V134H174ZM179 135H180V134H179ZM179 135H178V136H179ZM192 135H193V134H192ZM197 135H198V134H197ZM202 135H203V134H202ZM208 135H209V134H208ZM220 135H223V134H220ZM230 135H231V133L229 134V136H230ZM239 135H241L240 137L243 138V139H241V138L239 137ZM245 135H246V136H245ZM249 135H250L251 137H254V139L250 138ZM79 136H80V135H79ZM93 136H95V135H93ZM102 136H103V135H102ZM152 136H153V135H151V137H152ZM166 136H167V135H166ZM186 136H187V135H186ZM195 136H196V135H195ZM204 136H205V135H204ZM229 136H228V138H229ZM255 136H257L258 139H255ZM90 137H91V136H90ZM161 137H162V138H161ZM184 137H185V135H184ZM187 137H188V136H187ZM198 137H199V136H198ZM201 137H202V136H201ZM206 137H207V135H206ZM219 137H220V136H219ZM247 137H249V140L252 139V142H250L249 140L247 141ZM257 137H256V138H257ZM92 138H93V137H92ZM92 138H89V139H92ZM99 138H100V137H99ZM113 138H114V137H113ZM130 138H131V137H130ZM155 138H156V137H155ZM155 138H154V139H155ZM163 138H164V139H163ZM210 138H211V137H210ZM215 138H217V137H215ZM221 138H222V137H221ZM244 138H246V140H245ZM150 139H151V138H150ZM156 139H157V138H156ZM187 139H189V138H187ZM192 139H193V138H192ZM194 139H195V141H196V138H194ZM16 140H17V139H16ZM93 140H94V138H93ZM114 140H115V139H114ZM122 140H123V139H122ZM128 140H130V139H128ZM133 140H134V139H133ZM133 140H132V141H133ZM157 140H158V139H157ZM171 140H172V138H171ZM197 140H198V139H197ZM202 140H203V139H202ZM205 140L207 141V139H205ZM208 140H209V139H208ZM219 140H220V139H219ZM222 140H223V139H222ZM239 140H240V141L243 140V141L240 142ZM254 140H257V141H256V142H253ZM83 141H85V140H83ZM105 141H106V140H105ZM163 141H162V142H163ZM184 141H185V140H184ZM187 141H188V140H187ZM193 141H194V140H193ZM198 141H199V140H198ZM198 141H197V142H198ZM209 141H210V140H209ZM225 141H227V140H225ZM225 141H223V142H225ZM229 141H230V140H229ZM88 142H91V143H92V140H91V141H88ZM93 142H94V141H93ZM156 142H157V141H156ZM156 142H155V143H156ZM160 142H161V141H160ZM190 142H192V141H190ZM230 142H232V141H230ZM260 142H261V141H260ZM84 143H85V142H84ZM131 143H132V142H131ZM193 143H194V142H193ZM198 143H201V141H199ZM204 143H205V142H204ZM206 143H208V142H206ZM217 143H218V141H217ZM226 143H227V142H226ZM81 144H83V143H81ZM86 144H87V143H86ZM96 144H97V143H96ZM116 144H118V142H116ZM126 144H127V143H126ZM166 144H167V142H166ZM184 144H185V143H184ZM201 144H202V143H201ZM223 144H225V143H223ZM234 144H232L233 146H232L231 148L234 147ZM83 145H84V144H83ZM98 145H99V144H98ZM102 145H104V143H103ZM161 145H162V144H161ZM164 145H165V144H164ZM171 145H172V144H171ZM196 145H197V143H196ZM196 145H195V146H196ZM202 145H203V146H206V145H204V144H202ZM221 145H222V144H221ZM226 145H228V143H227ZM69 146H70V145H69ZM95 146H96V145H95ZM111 146H112V145H111ZM156 146H157V145H156ZM165 146H167V145H165ZM222 146H223V145H222ZM66 147H67V146H66ZM99 147H100V146H99ZM103 147H104V146H103ZM119 147H120V146H119ZM167 147H168V146H167ZM169 147H170V146H169ZM206 147L208 148V146H206ZM206 147H205V148H206ZM218 147H219V146H218ZM47 148H48V147H47ZM49 148H50V147H49ZM105 148L107 149V147H105ZM105 148H103V149H105ZM116 148H118V147H115V149H116ZM141 148H142V146H141ZM193 148H195V147H193ZM207 148H206V149H207ZM219 148H220V147H219ZM227 148H228V147H227ZM229 148H230V147H229ZM241 148L245 149V151L242 150ZM106 149H105V150H106ZM185 149H186V148H185ZM202 149H203V148H202ZM217 149H218V148H217ZM217 149H216V152H215V153H217ZM163 150H164V149H163ZM188 150H189V149H188ZM188 150H186V151H188ZM194 150H195V149H194ZM199 150H200V149H199ZM220 150H221V149H220ZM226 150H227V149H226ZM226 150H225V151L222 150V152H225L224 154H226V153L228 152V150H227V152H226ZM229 150H230V149H229ZM72 151H73V150H72ZM88 151H89V150H88ZM108 151H109V150H108ZM117 151H118V150H117ZM138 151H139V150H138ZM150 151H151V150H150ZM155 151H156V150H155ZM192 151H193V150H192ZM247 151L249 152L248 154H247ZM54 152H55V151H54ZM115 152H116V151H115ZM128 152H129V151H128ZM152 152H153V151H152ZM156 152H157V151H156ZM198 152H199V151H198ZM201 152H203V150H202ZM218 152H219V154H220V151H219V150H218ZM230 152H231V151H230ZM252 152H251V153H252ZM45 153H46V152H45ZM59 153H61V152H59ZM108 153H109V152H108ZM130 153H131V152H129L128 154H130ZM183 153H185V152H183ZM183 153H182V154H183ZM187 153H188V152H187ZM189 153H190V152H189ZM47 154H48V153H47ZM57 154H58V153H57ZM143 154H144V153L142 152V154H140V155H143ZM149 154H151L150 156H148L149 159H151V160H152V159L155 160V159H158V158L160 157V155H158L157 153H149V152H148V155H149ZM175 154H177V153H175ZM185 154H186V153H185ZM197 154H198V153H197ZM202 154H204V153H202ZM228 154H229V153H228ZM231 154H232V153H231ZM252 154H255V153H252ZM53 155H54V154H53ZM137 155H138V154H137ZM146 155H147V154H146ZM146 155H145V157H146ZM183 155H184V154H183ZM183 155H182V156H183ZM200 155H201V153L199 154V156H200ZM213 155H214V154H213ZM216 155H217V154H216ZM226 155H227V154H226ZM226 155H225V157H226ZM232 155H233V154H232ZM47 156H48V155H47ZM55 156H56V155H55ZM132 156H133V155H131V156L129 155V157H132ZM134 156H135V155H134ZM172 156H173V155H172ZM177 156H178V155H177ZM180 156H181V155H180ZM185 156H186V155H185ZM194 156H195V157H198L197 155H194ZM201 156H202V155H201ZM201 156H200V157H201ZM219 156H220V155H219ZM253 156L256 157V155H253ZM123 157H124V156H123ZM135 157H137V156H135ZM140 157H141V156H140ZM257 157H258V156H257ZM58 158H59V155H58ZM62 158H63V157H62ZM89 158H90V157H89ZM108 158H109V157H108ZM113 158H115V157H113ZM137 158H138V157H137ZM176 158H177V157H176ZM182 158H183V157H182ZM182 158H181V159H182ZM214 158H216V157L214 156ZM221 158H222V157H221ZM227 158H228V157H227ZM232 158H233V157H232ZM234 158H235V157H234ZM250 158H251V154H250ZM74 159H75V157H74ZM76 159H77V158H76ZM90 159H91V158H90ZM109 159H111V157H110ZM115 159H116V158H115ZM122 159H124V158H122ZM135 159H136V158H135ZM139 159H140V158H139ZM139 159H138V160H139ZM144 159H145V158H144ZM172 159H173V158H172ZM194 159H195V158H194ZM208 159H209V158H208ZM223 159H224V155H223ZM223 159H222V160H223ZM242 159L240 158V160H242ZM257 159H258V158H257ZM81 160H82V159H81ZM112 160H113V159H112ZM112 160H111V161H112ZM124 160H125V159H124ZM138 160H136V161H138ZM140 160H141V159H140ZM153 160H152V161H153ZM212 160H213V158H212ZM217 160H218V157H217ZM225 160H226V159H225ZM246 160H245V161H246ZM251 160H252L253 162H252ZM258 160H259V159H258ZM59 161H60V159H59ZM74 161H77V160H74ZM74 161H71V162H74ZM86 161H90V160L88 159V160H86ZM117 161H119V160H117ZM128 161H129V160H128ZM136 161H134V162H136ZM143 161H144V160H143ZM148 161H149V160H148ZM173 161L175 162L176 160H173ZM195 161H196V160H195ZM198 161H199V160H198ZM198 161H197V162H198ZM219 161H220V160H219ZM232 161H233V160H232ZM237 161H239V158H238ZM248 161H249V162H248ZM79 162H80V161H79ZM83 162H84V161H83ZM97 162H98V161H97ZM120 162H121V161H120ZM122 162H123V161H122ZM130 162H131V161H130ZM132 162H133V160H132ZM138 162H139V161H138ZM138 162H137V163H138ZM153 162H154V161H153ZM174 162H173L172 164H176V163H174ZM176 162H177V161H176ZM184 162H185V161H184ZM207 162H208V161H207ZM221 162H222V165H223L224 162H223V161H221ZM221 162H220V163H221ZM226 162H228V161H226ZM226 162H225V163H226ZM239 162H240V161H239ZM114 163H115V162H114ZM125 163H127V162L125 161ZM128 163H129V162H128ZM140 163H141V162H140ZM216 163H217V162H216ZM225 163H224V165H223V168L229 170L231 167L228 166V164L226 165ZM228 163H229V162H228ZM231 163H232V162H231ZM242 163H243V162H242ZM74 164H77V162H75ZM78 164H79V166H77V165H73V164H72V165H73V166H77L75 169H78V167H82V166H80V165H81L80 163H78ZM91 164H92V163H91ZM95 164H96V162H95ZM105 164H106V163H105ZM117 164H119V163L117 162ZM120 164H121V163H120ZM189 164H190V163H189ZM196 164H198V163H196ZM204 164H205V162H204ZM204 164H203V165H204ZM208 164H209V162L207 163V165H208ZM213 164H214V163H213ZM217 164H218V163H217ZM234 164H235V163H234ZM234 164H233V165H234ZM113 165H114V164H113ZM124 165H125V169H126L128 165H126V164H124ZM129 165H132V164H129ZM136 165H137V164H136ZM140 165H141V164H140ZM140 165H139V166H140ZM180 165H181V164H180ZM207 165H205V166H207ZM229 165H230V164H229ZM250 165H251V164H250ZM250 165H249V166H250ZM95 166H96V165H95ZM95 166H94V167H95ZM97 166H98V165H97ZM107 166H108V165H107ZM121 166H122V165H121ZM121 166H120V167H121ZM143 166H144V165H143ZM143 166H142V167H143ZM171 166L174 167L173 165H171ZM176 166H178V165H175V167H176ZM181 166H182V165H181ZM183 166H184V165H183ZM199 166H200V165H199ZM216 166H217V165H216ZM220 166H221V165H220ZM86 167H88V166H86ZM128 167H129V166H128ZM134 167H136V166H134ZM134 167L132 166V170H130L131 168H129V170H130L131 173H132L133 169H134V171L136 170V173L134 174V176H135V175H136V176H135V177H132V176H133V175H132L131 177L134 178V179H138L137 181H140V182L143 181V180L146 181V180L143 178V177H145V176L141 173V170H140L138 167H136V168H134ZM140 167H141V166H140ZM142 167H141V168H142ZM175 167H174V168H175ZM209 167H210V165L208 166V168H209ZM236 167H235V168H236ZM253 167H250V169H253ZM84 168H85V167H84ZM105 168H106V167H105ZM111 168H112V166H111ZM121 168H122V167H121ZM123 168H124V166H123ZM154 168H155V167H154ZM174 168H172V169H174ZM199 168H200V167H199ZM204 168H205V167H204ZM223 168H220V169L223 171ZM245 168H246V166H245ZM95 169H96V168H95ZM114 169H115V168H114ZM142 169H143V168H142ZM177 169H178V168H177ZM232 169H233V168H231V170H232ZM248 169H249V168H248ZM250 169H249V170H250ZM80 170H83V167L80 168V169H78V171H77L78 174L81 172ZM85 170L87 171V169H85ZM85 170L82 171L83 174H84V177H85V174H86V172H84ZM115 170H116V169H115ZM170 170H171V168H170ZM212 170H215V169L212 168ZM217 170H218V169L216 168V171H217ZM227 170H226V171H227ZM245 170H247V169H245ZM121 171H122V170H121ZM121 171L119 170V172H121ZM142 171H143V170H142ZM216 171H215V172H216ZM218 171H219V170H218ZM224 171H225V170H224ZM232 171H233V170H232ZM253 171H254V172H253ZM82 172H81V173H82ZM91 172H92V171H91ZM93 172H94V171H93ZM143 172H144V171H143ZM215 172H214V173H215ZM228 172H229V171H228ZM230 172H231V171H230ZM126 173H128V172L126 171ZM131 173H129V174L131 175ZM202 173H203V172H202ZM214 173H212V174H214ZM234 173H235V172H234ZM89 174H91L90 171H89ZM89 174H88V176H89ZM92 174H93V173H92ZM111 174H113V173H111ZM124 174H125V173H124ZM149 174H150V173H149ZM207 174H209V173H207ZM79 175L81 176V174H79ZM93 175H94V174H93ZM117 175H118V174H117ZM176 175H178V174H176ZM222 175H223V174H222ZM60 176H61V175H60ZM63 176H64V175H63ZM86 176H87V175H86ZM88 176H87V177H88ZM121 176H122V173H121ZM124 176H126V175H124ZM147 176H148V174H147ZM165 176H166V175H165ZM212 176H213V175H212ZM82 177H83V176H82ZM92 177H93V176H92ZM92 177H91V178H92ZM126 177H127V176H126ZM126 177H125V178H126ZM131 177H130V178H131ZM220 177H221V176H220ZM225 177H226V176H225ZM230 177H231V176H230ZM234 177H235V176H234ZM85 178H86V177H85ZM89 178H90V177H88L87 180L90 181L91 178H90V179H89ZM94 178H96V177H94ZM109 178H110V177H109ZM120 178H121V177H120ZM132 178H131V181L133 180ZM145 178H147V177H145ZM150 178H151V177H150ZM179 178H180V177H179ZM193 178H194V177H193ZM200 178H201V177H200ZM212 178H213V177H212ZM214 178H215V177H214ZM116 179H117V178H115V180H116ZM126 179L128 180L129 178L127 177ZM189 179H190V178H189ZM202 179H203V178H202ZM204 179H205V178H204ZM206 179H207V178H206ZM216 179H217V178H216ZM225 179H227V178H225ZM80 180H81V179H80ZM92 180H93V179H92ZM124 180H125V179H124ZM148 180H149V179H148ZM160 180H161V179H160ZM160 180H159V181H160ZM162 180H163V179H162ZM177 180H178V179H177ZM190 180H192V179H190ZM214 180H215V179H214ZM220 180H221V179H220ZM230 180H231V179H230ZM233 180H234V178H233ZM94 181H95V180H94ZM94 181H93V182H94ZM121 181H122V180H121ZM134 181H135V180H134ZM155 181H157V180H155ZM172 181H174V180H172ZM175 181H176V179H175ZM179 181H180V179H179ZM181 181H182V180H181ZM193 181H194V180H193ZM207 181H208V180H207ZM207 181H206V184H205V185H207L208 188H210L209 190L212 191L211 194H213V192H214V193H221V192H222V193H225V194H226V192H223V190L220 191V189H219L218 187H216V186H218V184H215V183L212 184L211 182H209V181L207 182ZM221 181H222V180H221ZM221 181H220V182H221ZM223 181H224V180H223ZM234 181H235V180H234ZM91 182H92V181H90V183H91ZM114 182H115V181H114ZM125 182H126V181H125ZM190 182H191V181H190ZM198 182H199V181H198ZM217 182H218V181H217ZM224 182H226V181H224ZM230 182H233V181L231 180ZM87 183H89V182H87ZM95 183H96V182H95ZM138 183H139V182H138ZM142 183H143V185L146 186L145 182H141L140 184H142ZM185 183H187V181H186ZM196 183H197V182H196ZM202 183H204V181H203ZM238 183H239V182H238ZM85 184H86V183H85ZM91 184H93V183H91ZM124 184H125V183H124ZM129 184H130V183H129ZM133 184H134V183H133ZM214 184H215V185H214ZM227 184L230 185L229 182H228ZM233 184H235V183L233 182ZM233 184L231 183V185H232L231 188L235 190L236 188H234V187H236V186L233 187ZM241 184H243V183H241ZM12 185H13V184H12ZM86 185H87V184H86ZM125 185H126V184H125ZM127 185H128V184H127ZM143 185H142V186H143ZM188 185H189V182H188ZM188 185H187V187H189V188H191L192 186H194V184L192 185V182H191V184H190L191 186H190V185L188 186ZM219 185H220V184H219ZM221 185H222V184H221ZM229 185H227V186H229ZM138 186H139V185H138ZM140 186H141V185H140ZM145 186H144V188L146 189L147 186H146V187H145ZM207 186H206V187H207ZM239 186H240V185H239ZM244 186H243V189H244ZM8 187H9V186H8ZM196 187H197V186H196ZM220 187H221V186H220ZM222 187H224V186H222ZM222 187H221V189H222ZM240 187H241V186H240ZM246 187H247V186H246ZM12 188H13V187H12ZM12 188H11V189H12ZM144 188H143V190H144ZM169 188H170V187H169ZM231 188L229 187V188H228V189H229L228 191H230ZM237 188H238V186H237ZM116 189L119 190L118 188H116ZM120 189H121V188H120ZM192 189H193V187H192ZM199 189H200V188H198V190H199ZM224 189H225V188H224ZM245 189H246V188H245ZM114 190H115V189H114ZM114 190H113V191H114ZM190 190H191V189H190ZM193 190H195V188H194ZM193 190H191V191L193 192ZM196 190H197V188H196ZM196 190H195V193L197 192ZM234 190H233V191H234ZM238 190L240 191L241 188L236 189V190H235L236 194L234 193V195H236L237 197L240 195L239 197H242V199L245 200V202L247 203V204H246V203H245V204H246L248 207H249V205H250V206L252 205V207L254 208L253 211H254V213H256V214H255L256 216H257V214H258V215H260V216H262V217L264 218V210H263L264 207H262V206H264V205L261 204V205H262V206H261V205L259 204V202H260V201L258 200L259 197H258V196L256 197V193H254L253 191H250V192H251V193H250V192L248 191L250 194L254 193L255 195H253V196L256 197L257 200H258L259 202H258V201H255V200H252V199H251L252 197L248 198L249 196H247V194H246L247 191H246V190H245L246 193L243 192L244 190H241L242 193H240V194H238V193H239ZM115 191H116V190H115ZM115 191L113 192V194H111L112 197L115 196L116 193H118V192L115 193ZM119 191H120V190H119ZM121 191H122V190H121ZM134 191H135V190H134ZM139 191H140V190H139ZM188 191H189V189H188ZM188 191H187V192H188ZM191 191H190V192H191ZM199 191H200V190H199ZM226 191H227V190H226ZM228 191H227V192H228ZM233 191H232V192H233ZM241 191H240V192H241ZM122 192H123V191H122ZM125 192H126V191H125ZM147 192H148V191H147ZM150 192H151V191H150ZM184 192H185V191H184ZM184 192H183V193H184ZM187 192H186V193H187ZM201 192H202V191H201ZM230 192H231V191H230ZM126 193H127V192H126ZM126 193H125V196H124V197H126ZM144 193H145V192H144ZM199 193H200V192H199ZM228 193H229V192H228ZM228 193H227V194H228ZM119 194H120V193H118V195H119ZM123 194H124V192H123ZM149 194H151V193H149ZM188 194H189V193H188ZM191 194H192V193H191ZM197 194H198V193H197ZM197 194H195V195H197ZM237 194H238V195H237ZM80 195H81V194H80ZM111 195H110V196H111ZM121 195H122V194H121ZM127 195H128V194H127ZM131 195H132V194H130V196H131ZM154 195H155V194H154ZM181 195H182V194H181ZM198 195H200V196H198ZM198 195H197L196 197L191 198L193 201H192L191 199H190V200H191L194 204H196V205L200 204L201 206L204 207L203 204H204L205 202L202 201V198H201V196L203 197V195H201V194H198ZM204 195H206V194H204ZM207 195H208V193H207ZM214 195H216V194H214ZM229 195H231V193H230ZM82 196H83V195H82ZM82 196H81V198L84 199L85 196H83V197H82ZM134 196H135V195H134ZM179 196H180V195H179ZM182 196H183V195H182ZM184 196H185V194H184ZM189 196H190V195H188V197H189ZM193 196H194V194H193ZM221 196H222V195H221ZM224 196H225V195H224ZM250 196H251V195H250ZM115 197L117 198V196H115ZM186 197H187V194H186ZM186 197H185V199H187ZM205 197H206V196H205ZM218 197H219V196H217L216 198H217V200H219L220 203L223 201V199H225V198L222 197L223 199H222V201H221V199L218 198ZM226 197H227V196H226ZM230 197H231V196H230ZM233 197H234V196H233ZM85 198H86V197H85ZM129 198H130V197H129ZM132 198H133V197H132ZM137 198H138V197H137ZM176 198H177V197H176ZM181 198H182V197H181ZM256 198H255V199H256ZM108 199H109V197H108ZM114 199H115V198H114ZM127 199H128V196H127ZM130 199H131V198H130ZM141 199H142V198H141ZM185 199H184V200H185ZM213 199H214V198H213ZM238 199H239V198H238ZM242 199H241L240 201H242ZM253 199H254V198H253ZM116 200H117V199H116ZM120 200H121V199H120ZM122 200H123V199H122ZM226 200H227V199H225L224 201H226ZM130 201H131V200H130ZM133 201H134V200H133ZM179 201H181V199H180ZM227 201L230 202L229 198H228ZM232 201H233V200H232ZM236 201L239 202L238 200H236ZM236 201H235V202H236ZM109 202H112V201H109ZM113 202H116V201H113ZM113 202H112V203H113ZM118 202H119V201H118ZM122 202H123V201H122ZM127 202H128V200H127ZM181 202L186 203V202H190V201H189V199H187L186 202L183 201V200H182ZM192 202H190V203H192ZM203 202H204V203H203ZM217 202H218V201H217ZM217 202H216L215 204H217ZM138 203H139V202H138ZM174 203H178V201H177V202H174ZM190 203H189V204H190ZM223 203H224V202H223ZM113 204H114V203H113ZM126 204H127V203H126ZM133 204H135V203H133ZM139 204H140V203H139ZM139 204H138V205H139ZM142 204H143V203H142ZM179 204H182V203H179ZM189 204H188V205H189ZM218 204H219V203H218ZM235 204H236V203H235ZM245 204H244L243 207H247V206H245ZM248 204H249V205H248ZM191 205H192V204H191ZM200 205H199V206H200ZM210 205H211V204H210ZM224 205H225V204H224ZM227 205H228V204H227ZM227 205H225L224 208H223V207H220V206H221L220 204H219V205H216L217 207H218V206L220 207V208H219V207H218V208L216 207L217 209H215V208H214V205H213V208L217 211V212H216V211H214V212H216V213L220 212V214H221V212H222V213H226V212H228V209H229V214H228V215H231V216H232V214L234 213V214H233V215H235L234 217L237 216L238 218H239V217H241V218H247V215L249 214V212H247V214H246V211H248L249 208H248L246 211L243 210V209H242L243 207L239 206V205H240V202L236 204V206H238V207H240V208H238V207H236V206L232 208V210H234V208H235V210H234L233 213H232V211L230 210V209H231V208H230V204H229L228 207H227ZM241 205H242V203H241ZM109 206H110V205H109ZM114 206H115V205H114ZM142 206H143V205H142ZM191 207H192V206H191ZM193 207H194V205H193ZM203 207H202V208H203ZM205 207H206V210H207V211H211V212H212V210H214V209H211L212 207H210V206H208V205H206V204H205ZM116 208H117V207H116ZM121 208H122V207H121ZM135 208H136V207H135ZM186 208H187V204H186ZM194 208H195V207H194ZM196 208H197V207H196ZM196 208H195V209H196ZM202 208H201L200 210L204 211ZM221 208H222V209H221ZM227 208H228V209H227ZM253 208H252V209H253ZM94 209H95V208H94ZM118 209H119V208H118ZM125 209H126V208H125ZM143 209H144V207H143ZM146 209H148V206L144 209V211H145ZM179 209H180V208H179ZM183 209H184V207H183ZM204 209H205V208H204ZM224 209H225L226 212L223 211ZM244 209H245V208H244ZM192 210H193V209H192ZM200 210H199V211H200ZM218 210H219V211H218ZM221 210H222V211H221ZM48 211H49V210H48ZM111 211H112V210H111ZM117 211H118V210H117ZM150 211H151V210H150ZM155 211H156V210H155ZM178 211H179V210H178ZM193 211H195V210H193ZM230 211H231V212H230ZM253 211H252V212H253ZM142 212H143V211H142ZM145 212H146V211H145ZM152 212H153V211H152ZM190 212H191V211H190ZM252 212H251V213H252ZM154 213H156V212H154ZM181 213H183V211H181ZM193 213H194V212H193ZM136 214H138V213H136ZM147 214H148V213H147ZM185 214H186V213H184L183 216H184ZM226 214H227V213H226ZM116 215H117V214H116ZM140 215H141V214H140ZM196 215H197V214H196ZM200 215H201V214H200ZM214 215H215V214H214ZM224 215H225V214H224ZM228 215H227V216H228ZM251 215H252V214H249V217H250ZM157 216H158V215H157ZM183 216H182V217H183ZM189 216H190V215H189ZM202 216H203V215H202ZM202 216H201V217H202ZM215 216H216V215H215ZM225 216H226V215H225ZM225 216H224V217H225ZM253 216H254V215H253ZM253 216H252V217H253ZM208 217H209V218H208ZM211 217H212V216H211ZM220 217H222V216H220ZM228 217H230V216H228ZM183 218H184V217H183ZM191 218H192V217H191ZM195 218H196V217H195ZM207 218L210 219V216H207ZM230 218H232V217H230ZM230 218H225V219L228 221ZM254 218H255V217H254ZM254 218H253V219H254ZM187 219H188V218H187ZM192 219H193V218H192ZM200 219H201V218H200ZM211 219H212V218H211ZM220 219H224V218L222 217V218H220ZM247 219H248L247 221H249V218H247ZM250 219H251V217H250ZM253 219H251V221H249V222H246V219H244V220H245V222H246L247 224L249 223L250 225H252L253 229L255 228V229L258 231L259 236H260V238H261V239H259V240L261 241V242L259 241V242L261 243L259 247H261V245L264 246V225L261 224L260 221H258V220H253ZM203 220H206V219H203ZM203 220H202V221H203ZM232 220H234V219H232ZM196 221H197V220H196ZM200 221H201V220H200ZM206 221H207V220H206ZM212 221H213V220H212ZM219 221H220V220H219ZM193 222H194V221H193ZM209 222H210V220H209ZM232 222H233V221H232ZM145 223H146V222H145ZM194 223H196V222H194ZM201 223H203V222H201ZM201 223H200V224H201ZM212 223H213V222H211L210 224H212ZM246 223H245L244 225H246ZM200 224H199V225H200ZM204 224H205V223H204ZM223 224H224V222H223ZM232 224H234V222H233ZM249 224H248V225H249ZM147 225H148V224H147ZM186 225H187V224H186ZM201 225H202V224H201ZM235 225H236V224H235ZM235 225H234V226H235ZM244 225H243V226H244ZM248 225H246V226H248ZM250 225H249V226H250ZM220 226H221V224H220ZM234 226H232V227H233V230H235V231H232V232L230 231V234L233 235V236L235 237V240L237 239V244H240V245H241L240 248H239V250L241 249L240 251H242V252H239L238 248H236L237 251L239 252L238 254L241 256V259H242L243 262H244L243 264H251L252 262L249 260V258L247 257L246 253H244L243 250H245V249H247V248H250V247H255V245L258 244V242H257L258 239H256V240H257V241H256L254 238L252 239L251 235L248 234L247 231H248L250 228H249L248 230H247V228H248L249 226H248L246 229H245L243 226H241L242 228H244V229L246 230V232H244L245 230L242 229L241 227H239V228H238V231H236V229L234 228ZM246 226H245V227H246ZM152 227H153V226H152ZM152 227H151V228H152ZM250 227H251V226H250ZM151 228H150V229H151ZM222 228H223V227H222ZM217 229H218V228H217ZM217 229H216V230H217ZM220 229H221V228H220ZM251 229H252V228H251ZM88 230H89V229H88ZM176 230H178V229H176ZM184 230H185V229H184ZM239 230H241V231H239ZM243 230H244V231H243ZM195 231H196V230H195ZM208 231H209V229H208ZM89 232H90V231H89ZM89 232H88V233H89ZM212 232H213V236H214V230H213V229H212ZM218 232H219V230H218ZM218 232L215 233V234H216L215 236H217ZM243 232H244V233H243ZM81 233H82V232H81ZM86 233H87V232H86ZM206 233H207V232H206ZM209 233H210V232H209ZM222 233H223V231H222ZM246 233H247V234H246ZM177 234H179V233H177ZM177 234H176V235H177ZM81 235H82V234H81ZM90 235H91V234H90ZM90 235H89V236H90ZM224 235H225V233H224ZM83 236H84V235H83ZM203 236H204V235H203ZM210 236H212V235H210ZM259 236H258V237H259ZM234 237H233V238H234ZM256 237H257V236H256ZM258 237H257V238H258ZM106 238H107V237H106ZM204 238H205V237H204ZM212 238H213V237H212ZM233 238L231 239L232 241H233ZM177 239H178V238H177ZM210 239H211V238H210ZM202 240H203V239H202ZM235 240H234V243H235ZM107 241H108V239H107ZM220 241L222 242V240H220ZM223 241H224V243H225V242H226V239L224 240V238H223ZM238 241H239V242H238ZM245 241H246V242H245ZM255 241L257 242V244H255ZM108 242H109V241H108ZM115 242H116V241H115ZM176 242H177V241H176ZM106 243H107V242H106ZM106 243H105V244H106ZM110 243L113 244L114 242H112V241L110 240ZM118 243H120V242H118ZM200 243H201V242H200ZM209 243H210V242H209ZM103 244H104V243H103ZM108 244H109V243H107V245H108ZM112 244H111V247H112ZM115 244H116V243H115ZM198 244H199V243H198ZM231 244H233V242H231ZM231 244H230V245L228 244V246H229L228 248L225 247L227 244H226V245H223V243H222V244H219V246H220V245L224 246V247H225L224 250L226 251V248H227V251H226V252H228V251H229V248L232 247ZM245 244H246V245H245ZM196 245H197V244H196ZM207 245H208V244H207ZM258 245H259V244H258ZM108 246H110V244H109ZM122 246H123V245L121 244V245H120V248H121ZM215 246H217V245L215 244ZM219 246H218V247H219ZM222 246L219 247V248H221V249H219L220 251L222 250ZM235 246H237V245L235 244ZM85 247H86V245H85ZM114 247H116V246L114 245L113 248H114ZM125 247H126V246H125ZM179 247H180V246H179ZM233 247H234V245H233ZM259 247L256 246L255 248L257 249V248H259ZM120 248H119V249H120ZM122 248H123V247H122ZM207 248H208V247H207ZM255 248H254V250H255ZM261 248H262V247H261ZM107 249H108V248H107ZM123 249H124V248H123ZM133 249H134V248L132 247V249L130 248L129 250H133ZM251 249H252V248H251ZM262 249H263V251L261 252V254H264V253H263V252H264V247H263ZM124 250H125V249H124ZM124 250H123V251H124ZM129 250H128V252H129ZM190 250H191V249H190ZM210 250H211V249H210ZM224 250H222L221 252H223ZM145 251H146V250H145ZM145 251H144V253H145ZM215 251H217V250H215ZM225 251H224V252H225ZM237 251H235V252H237ZM252 251H253V249H252ZM256 251H257V250H256ZM256 251H255V252H256ZM109 252H110V251H109ZM112 252H113V251H112ZM115 252H116V251H115ZM133 252H134V253H132V254L134 255V254H135V251L133 250ZM191 252H192V251H191ZM191 252H190V253H191ZM195 252H196V251H195ZM198 252H199V251H198ZM205 252H206V251H205ZM229 252H230V251H229ZM231 252H232V248H231ZM235 252H234V253H235ZM124 253H125V252H124ZM126 253H127V251H126ZM126 253H125V254H126ZM130 253H131V252H130ZM144 253H143V254H144ZM179 253H180V252H179ZM190 253H189V254H190ZM208 253H209V252H208ZM234 253H233V256H236L237 254L234 255ZM258 253H259V252H258ZM116 254H117V253H116ZM125 254H124V255H125ZM140 254H141V253H140ZM184 254H185V252H184ZM222 254H223V253H222ZM222 254H221V255H222ZM226 254H227V253H226ZM250 254H252V253L250 252ZM253 254L256 255L257 253H253ZM259 254H260V253H259ZM121 255H122V254H121ZM126 255H127V254H126ZM224 255H225V254H224ZM224 255H223V256H224ZM142 256H143V255H142ZM182 256H183V255H182ZM188 256H189V255H188ZM196 256H197V255H196ZM210 256H211V255H210ZM216 256H217V254H216ZM225 256H227V255H225ZM237 256H238V255H237ZM251 256H252V255H251ZM251 256H250V259H251ZM257 256H258V255H256V257H257ZM146 257H147V256H146ZM157 257H158V256H157ZM163 257H164V256H163ZM220 257H222V256H220ZM254 257H255V256H254ZM260 257H262V256L259 255V258H258V259H260ZM108 258H109V257H108ZM147 258H148V257H147ZM147 258H146V260H147ZM155 258H156V257H155ZM158 258H159V257H158ZM158 258H157V259H158ZM231 258H232V257H231ZM234 258H237V257H234ZM252 258H253V257H252ZM263 258H264V257H263ZM110 259H111V258H110ZM127 259H128V258H127ZM142 259H143V257H142ZM142 259H141V260H142ZM162 259L167 260V261H166V264H169L170 261H168L169 259H167V257H166V258H162ZM184 259H185V258H184ZM188 259H189V257H188ZM190 259H191V258H190ZM196 259H197V258H196ZM196 259H195V260H196ZM201 259H202V257H201ZM214 259H215V258H214ZM220 259H221V258H220ZM224 259H225V257H223V260H224ZM253 259H254V258H253ZM256 259H257V258H256ZM261 259H262V258H261ZM148 260H149V259H148ZM148 260H147V264H149V263H148ZM154 260H155V259H154ZM175 260H176V259H175ZM192 260H193V259H192ZM203 260H204V259H203ZM203 260H201V261H202V263L204 264ZM221 260H222V259H221ZM221 260H220V261H221ZM151 261H152V260H151ZM188 261H189V260H188ZM193 261H194V260H193ZM199 261H200V260H199ZM212 261H213V260H212ZM218 261H219V260H218ZM218 261H217V262H218ZM114 262H115V261H114ZM118 262H119V261H118ZM144 262L146 263V261H144ZM149 262H150V260H149ZM174 262H175V261H174ZM190 262H191V261H190ZM214 262H216V261L214 260ZM255 262H256V260H255ZM255 262H253L252 264H255ZM257 262H259V263H257ZM257 262H256V264H264V259H262L261 261L258 260ZM196 263L198 264V262H196ZM206 263H207V262H206ZM220 263H222V262H220ZM115 264H116V263H115ZM136 264H137V263H136ZM138 264H139V262H138ZM150 264H151V263H150ZM171 264H172V262H171ZM176 264H178V263L176 262ZM190 264H192V262H191ZM200 264H201V262H200ZM212 264H214V263H212Z\"/></svg>","mask_w":264,"mask_h":264}]
</instances>
